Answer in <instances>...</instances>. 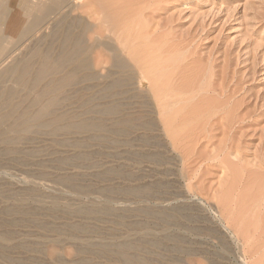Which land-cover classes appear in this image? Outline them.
Returning <instances> with one entry per match:
<instances>
[{"label": "rangeland", "instance_id": "374dc122", "mask_svg": "<svg viewBox=\"0 0 264 264\" xmlns=\"http://www.w3.org/2000/svg\"><path fill=\"white\" fill-rule=\"evenodd\" d=\"M117 1H120L121 3L117 2ZM123 1H124V3H123ZM105 2H103V4L105 6L101 3L100 5H103L102 7L100 5H99V8H98V6L96 7V8H98V12H97L98 14L96 13V17H98L99 14H100V16H99L100 18L105 16V11L107 9H108L109 13L112 14L111 15L112 17L110 16L109 17L110 19L108 18L106 20L107 21L106 24H105V20H104L105 17L103 18V20L101 19L102 21H99L98 18H97L98 20H95L96 17L92 16L90 21L94 20V21H92L93 23L99 24L101 22L104 25V28L102 29V34H103V32H105L104 30L108 29V28L109 29L107 31H109V32H111V29H113V31H112L113 33L117 32L116 34L114 33L115 35H113V33H111L112 35L110 37L113 36L112 39H115V36L118 34V31L121 32L120 30H122V29H120V28L123 25L124 26L122 28H124V35H125V31L128 30V29H130V32L133 33V34H131L129 32V30H128V32L126 33L127 35L124 37L125 39L122 40V41H123V43H126L125 40L130 39V41L129 40L127 41L128 45H129V42H131V45L134 46L132 48L131 45H129V47H128V46H126L127 44H124L125 45L124 46V49H125L124 57L127 58V59L124 58V60H125L126 64L130 63V64H128L129 65L128 69L131 70V71H129L127 68L126 69H127L128 73H130V74L132 73L131 75L129 74V76H131L133 78V83L135 82L137 87H136V85L133 86L135 83L134 84L132 83V85H130L132 87H130V86L129 87L128 86L125 87L124 86L122 88V91L123 90L125 91V93H124L125 95L121 99L122 100L125 99L126 100V101L124 100L125 102H128L129 100L131 101L127 105V104L124 103V101H122L120 99V101L122 102L123 108H124V105H127V107L125 106V108H124L126 110V112H127L129 107L132 108L131 110L129 108V111H128L129 114L124 112L125 110L123 112L125 114L130 115V116L133 115L132 118H136L137 122L138 121L139 122L142 121V122L146 123L147 125L152 124L151 121L154 120L153 119V117H154L157 122L155 120L153 122H154V124L158 123L157 124V125H159L158 127L155 124V128H158V129L156 130L154 128L155 130H153L154 126L152 125L150 128H148L149 131L151 130L149 132L148 129L143 126L145 124L141 123L142 125L141 126L138 125L137 128H136V131L138 130V132H135V130H134V134H131V132H130L129 135L126 134L129 137H127L125 134L124 135L123 134L119 135L121 137H119L118 135H117L118 137L116 135L115 136L114 135H107L110 138L112 137V139L109 140V138L106 136L107 142L109 141L110 143L109 142L108 143L107 142H100V141L98 143V140H93V142H91L90 144L93 145L94 147H92L90 144H88V147H87V145H85V146H83L81 148H77V149H75V147L73 148L72 145L67 144V143L60 144L61 146L64 145L63 148H62L58 144H56L55 141H52V140L55 139V137H52V136H49V135H46V134H43L42 136H39V137L37 136L40 139H38L37 137H35L36 139L33 138L34 142L31 139L27 144H25L23 146L19 145V148H23L25 151L31 152V157L32 156L33 157L32 158L29 157V161L27 160L28 162L24 163L25 165H23L22 162H18V164H17V162H11V161H7V162L3 161L5 163H3V162L1 163L0 170L2 169V171H1L2 173H0V177H1L0 185L3 186V189L7 185H8L7 188H9V187L10 188H9V191H7L8 190L7 188H6L7 190L6 189L3 190L1 188V190L5 191V193L9 192V193H6V194L3 191L1 193V190H0V194H2V196L5 194L4 197H3L4 200H3V198L0 199V216H1L0 220L3 218L2 214H1L3 206H5V205L8 206V204L10 203V201H8V200L12 199L11 200L12 204L10 203L11 205H14V204L15 205H19L20 204L19 201L21 202V200L18 197L19 196L22 197L24 195H25V197L26 196L27 197L26 198L22 197L23 203L26 204L27 209L30 208L28 210L30 212V214L31 215L33 213L34 214L32 216L29 215V217L27 218V216H25V215L20 214L21 215L20 216L18 213H15V215H14L15 217L14 216H12V217L13 218H18V219H16L17 220V224H16L17 226L16 227L15 226H12V227L8 226V228L5 229L3 225H2V227L0 226V228H2V230H3L2 231L0 229V236L1 237L8 231H9V233L11 232L13 234H16V232H17V235H18V232H19V235H20V236L18 235V238H17V235L11 234L12 235L11 238H10L11 241L9 240L10 244L7 245V246L10 249H12V251L11 252L8 251L10 249L6 246L5 248H7V249L5 250V254L4 255H5V257H6V254H8V255H7L6 258L4 256H1L0 257V263L4 261L5 263L3 262L1 264H6V263L12 264L11 260H16L17 259L16 262H18V260H19V262H22V264H23L24 261H20V260H24L25 259V261H26L27 258H24V256L26 254L23 255V253H27L28 250L30 251L29 247L31 245V247H30L31 251L29 253H27V255L31 254L32 249H33L34 252H36V250L40 249L39 247H41V249H44L43 251L46 252L45 253V252H43L40 249L42 253L39 254L40 251H37L40 256L39 255L35 256L34 253L32 252L34 256L31 254L30 256H33V257L32 258L29 257L30 259H32L31 261L33 262V263L30 262L31 264H38L40 259H42V260H40L42 264H44L46 262L48 264H54V263L58 264L57 263L58 261H59V263L62 261L61 264H81L80 256L81 257L83 256L82 257V264L83 263L86 264L87 261H88L87 264H90V261L92 259H95V260H92L91 264H94V263L100 264V263H97V262L93 263V261L102 262V264H105V263L106 264H117L118 262H120V260L118 259V257H116L117 255L115 253H113V255L115 254L114 255L115 259H118L117 263L114 262V261H116V260H114V257L111 258V255H112L111 253L110 254L108 253V255H107V253H103V252H101V253L99 252L98 253V252H96L98 254H101L102 257H103V254H104V257H106V258H107V256H110V257H108L109 259L108 258L106 259V258L103 257V260L99 261V259H102L100 255H99L100 257H98V254L96 256V254L94 253V257H93V254L91 253L92 251H90L88 253H87V251H88L89 247H93L94 246V244L97 242L96 239H98V243H96V245H95L96 247L95 246L93 247L94 249H97L98 248L97 244H99L101 242H103V243L105 242V245L107 243H109V245H110L109 247H112L111 244L113 245V243H114L115 245H113V246L115 247L116 244L120 240L122 242H126L130 238H131V240H129V241H131V243H133V245L139 243V237L138 236L140 235V230H138L139 227L136 228L137 225H134V224H138V226H139V224L144 223V221H146V219H148L147 220L148 224L150 223L149 226L146 225L147 221L144 224L147 227H150V228H147V229L150 230L151 226L153 227V222H151V220L153 221V219H151V218H146L145 219V217L143 215H141L139 212L135 211V210H137V209H135V205H136V208H138V209L140 207H142L141 206L142 205L141 204L142 200L140 198H137V197L134 199L132 196H128L125 193V188L131 187L133 184L135 185L136 183L137 184H136L135 187H138L137 186L138 184H141L140 186L146 185V183H147V185H149V184L153 185L154 184L153 181L156 182L157 178H158L157 179V181H158L162 177L163 179H161V180H163V184L164 183L167 184L170 180L171 181L173 180V182H169V185L168 184L167 185L170 186L173 183L172 185L175 186V184H176L177 187L175 186L176 188L175 187L174 188L177 191H179V189H181V190L184 189L181 192L179 191L178 194H177V191H175L176 193L172 191L171 188H173V186L171 185L172 187L170 186L169 188H167V189H170V190H168L169 192L167 190L166 191L168 193H170V194L172 192L171 196L172 197L174 196V198H172L168 194L169 198L167 197L168 196L167 195L166 197L164 196L163 199H165L166 201L169 200L170 202L168 201V203H170L171 205L175 203L173 205L175 207H178L179 203H182L183 206L186 205L185 207H188L190 205L189 206L190 208L188 207L189 209L184 214L186 219L184 218V215H182L183 218L181 216V217H179L180 220L179 219L177 220V223H179V224L182 223L181 224L182 226L176 225L177 223L176 224H172L171 222L166 223V222L161 221V222H163V224H166V225H163L162 227L161 226L159 227L156 223L158 222L159 225H162V223L160 221H157V220L155 221L154 220L155 221L154 222L155 225H157L159 227V229L157 228V230L154 231V229H156V226L154 225V228H152L151 230L154 232V234L156 233L157 237H163V235H161L163 232H164V236H166V234L168 236V232H170L169 235H171V234L172 235H175V234L177 235L178 231L182 232V233L179 232V234H178L179 237L182 240H184V237H187V239L185 238L187 244L185 243V245L183 244L184 245L183 246L182 243H181L182 241L180 242L181 243L180 245H182V247H183V249L181 247L182 252H180V253H178V252L177 253L176 252H174V253L173 252H169L170 254L167 253L168 256H166V253H165L166 251H164L163 252L164 256H166V258H167V259L164 258L166 261L164 259H162L161 262L158 261L157 263L161 264V263H163L162 261H164V264H165L171 258L172 260H170V262H169L171 264H174L175 261H176L175 264H215V263L216 264H220V263L221 264H238V263L240 264L241 262H243L242 264H246V263L247 264H258V263L259 264H264V258H263L264 257V255H263L264 254V248H263L264 246L261 247L262 244H264V240H262V243H261V241H260V243H257L259 241H257L256 243L254 242V243H252L253 245L252 244L248 245L246 243V238L247 239L248 238H252V236L258 237V235H260V233H258V232L256 233V229L255 228L251 229V231H250V227L252 225H253L252 227H254L255 223L257 224L258 217L256 219H253V218H255V216H258L257 212L259 210H261V208L258 209V210H255L253 205H254V202L256 200L254 199V197L255 198L258 197L257 193L262 194V191L259 190V185L261 186L262 183L264 182V175L261 178L258 175V173H256V170L260 171L259 169H261V170L264 169V166L262 164V163H264V0H116V1L115 0H112V1L111 0H106ZM109 5H111L110 8L107 7ZM104 7H106L105 11L103 10ZM99 9H101V10L99 11ZM84 11H86V9L83 10V12ZM108 11H106V13ZM116 12H117V14H116ZM120 12H121V15H120ZM109 13L107 15H110ZM113 14L114 15L116 14V15L114 16ZM115 17L117 19H115ZM122 18L124 20V24L120 23V22H123ZM120 19L122 21L118 22L119 24L117 26L116 25L117 24V20L119 21ZM113 21H114V23L111 24V22H113ZM141 21H142V23H144V25L141 23ZM134 22H135L136 27H138V25L140 27H138V28L134 27V25H133ZM138 22H139V24H138ZM120 24H121V26H120ZM105 25H106V28H105ZM112 25L115 28H112L113 27ZM145 27H146V30H145ZM115 29L116 30L118 29V31H116ZM136 29L137 30L139 29V30L137 31ZM109 32L106 33V34L110 35ZM136 32H138V33H136ZM143 34L144 35L146 34L145 37H144ZM153 36H156L155 37L156 39ZM134 37L137 38V39H135ZM133 40H134V42H133ZM142 41H144V42H142ZM138 44H140V45H138ZM135 46H138V47H136L137 48L136 50H135ZM155 46H156V48H155ZM102 48L103 47H101V49ZM101 49H98V50L99 51H105V48H104V50L103 49L101 50ZM142 49H143V51H142ZM99 51L97 53H98L99 57H101L100 58V64L98 63L99 60L96 59V58H99V57L94 55V57L96 56L95 61H94V58H93L95 67L93 66V69H92V72L97 76L98 81H100V82L96 81V82H98V84L99 83H101V84L105 83L106 79H108L109 77H110L109 78L110 80L108 79L107 82L111 81V79L113 80V79H115L117 77H120L121 74L122 75L124 74L122 72H121V74H118L120 71H117V70H115L113 68L112 59L110 58V56L112 57V53H111V55L108 56L107 54L108 53L110 54V52H107V54H106V51H108V50H106L105 53H101ZM129 51H131V52H129ZM144 51H145V53H144ZM99 53H101L103 56H101V54H99ZM131 53H132V55H131ZM129 54H130V56H129ZM104 55H106L107 57L104 56ZM97 60H98V62H96ZM127 60H128V63H127ZM144 61L146 62V64H145ZM143 64H144V66H143ZM126 69L124 71L127 73ZM111 71L113 72V74L110 75ZM128 73H127V75L126 74H124V75L128 76ZM135 74H137V75H135ZM103 77L104 78L107 77V78L103 79ZM101 78L103 79V81H102L103 83L101 82V80H102ZM124 78H125V76H124ZM92 82H93V85H95L94 84L95 81H92ZM92 82H89L88 84L91 83L90 85L92 86ZM160 84H162V85H160ZM134 87H136V88H134ZM156 87L159 88V89L158 90L156 89V91H154V89ZM160 87H161V89H160ZM97 88L98 87H95V90ZM128 88H131V89H128ZM163 88H164V91H163ZM136 89H138V90H136ZM134 90L137 91V92L134 93ZM138 91H139V93H138ZM144 91H147L148 93L144 92ZM130 92H132V93H130ZM150 92H151V94H150ZM146 93L148 94V96H147ZM154 93H155V95H154ZM136 94L138 95L137 97H136ZM126 96H127V98L129 97L131 99H129V98L126 99ZM143 96H145V97L147 96L146 98L144 97L145 100L148 97H150V98H148L145 101L143 99ZM171 97H172V99H171ZM168 99H171V100H168ZM72 100H74V99H71L66 104L69 105L70 102L76 104L75 103L76 100H74L73 102H72ZM148 100L150 101V104L149 103H147V104L150 105L151 109H149V106H148V108H146L147 105H145V104H146V102H148ZM117 101H119V98L117 99ZM174 101H176V102H174ZM140 102L142 103V105H141ZM159 102L161 103V105H160ZM130 103H132V104H130ZM66 104L64 105L63 110L67 111L68 110L67 108H69V110H70V111L68 110L69 113L70 112H76V111L80 112V110H81L78 107V105L77 106L73 105V106H75L76 109L79 108L80 110L79 109L76 110L75 107L72 108L73 106L71 104L70 105L72 107L70 105L68 107ZM70 108H72L73 110L71 111ZM74 110H76V111H74ZM192 111H193V113H192ZM123 112H122V114H123ZM151 112L154 113V114L150 115ZM155 113H156V115H155ZM144 114L148 115V116H145ZM193 114H194V116H193ZM121 115L119 117H121ZM169 115L173 119L169 118L170 117ZM172 115H174V116H172ZM122 116H124V114ZM125 116H127V115H125ZM140 116H142V117L145 116V117L141 119ZM150 116L152 117L153 120H150L151 119ZM181 116H185V117H181ZM166 117H167L169 122H173L174 124L168 123V121L166 120ZM112 118L117 119L116 117H109V119H112ZM147 118L148 119L150 118V119L147 120ZM163 118H165V120ZM193 118H195V120ZM109 119H107V120H109ZM200 119H202V120H200ZM146 120L149 121V122H147ZM178 120H180V121H178ZM192 120H194L197 123H195ZM109 121H111V120H109ZM109 121H108V123H111ZM165 121H166L167 125L169 124L171 126L169 129H168L169 125L166 126ZM190 121H192L193 123L190 122ZM139 122L137 124H140ZM211 122H213V123H211ZM175 123L179 127L176 126ZM199 123L202 124L203 127H201V125ZM173 126H175V127H173ZM140 127H141L142 130L146 128L145 132H144V130L142 131L140 129ZM172 127L175 128V132L177 134L180 131L183 134L180 135L181 134V132H180L178 135L174 136L175 134L171 133V131L173 132V130L170 131V129H173ZM199 127H201V128H199ZM176 128L179 129V130L176 131ZM181 128H182V130H181ZM197 128H199V129H197ZM146 130L148 131L147 133H146ZM166 130H168V131H166ZM201 130H202V132H201ZM191 131H192V133H191ZM145 133L147 134V136H149V138L146 136ZM151 133H153V135H148V134H151ZM197 133H199V134H197ZM200 133H201V135H200ZM142 134H144L146 137L145 136H141ZM184 134H185V136H184ZM71 135L72 134L69 135V138H71L70 137ZM79 135H81V134H79ZM79 135L78 134L73 135V136H75V137L72 136L73 140L75 138V141H79V142L87 141V139H83V137L85 138V136H83V134L81 135V136H83L82 137L83 140L78 138V137H81ZM136 135L137 136L139 135V136L137 137ZM67 136L68 135H60V136H58V138L56 137V140H58L60 138L61 141H62V139L64 141H71L72 138L70 140V139H68ZM123 136H126V137L124 138ZM152 136H155L157 138L156 139L154 137V138H152L153 140H155V139L157 141H158V139L159 140L161 139L160 141L164 140L163 142H161V143H164V144H162L163 149L160 148V147L151 149L150 147H147L146 144H145V147H144V145H143L144 138L146 140V139H150ZM158 136H160V137L158 138ZM134 137H136V138H134ZM140 137L143 138L142 139L143 142L141 141ZM179 137L182 138V139H180ZM127 138H132L135 141H136V139L137 140L140 139V143L138 141H136L137 143H135V141L133 140V142L136 144V146L134 147V145H133L134 143L132 142L133 144H131L130 143L131 140L130 139L127 140ZM178 138L180 139V141L178 140ZM199 138H200V140H199ZM175 139H176L177 142L175 141ZM119 141H121V142L125 141V144L128 143L126 145H129V146L124 148L125 147L124 144H122V143L118 144L117 143ZM126 141H128V142H126ZM192 141H194V142H192ZM50 142H53V143L51 144ZM190 142H191V144H188ZM94 143H96V144H94ZM54 144H56L55 145L56 147L54 146ZM105 144H107V146H105ZM108 144H110L112 146H109ZM137 144H139V145L142 144V148L143 147L144 148L141 149V146H139ZM116 145L119 146V147L121 145V147L119 148ZM183 145H184L185 148L183 147ZM34 146H35V148H34ZM99 146L102 147V148H99ZM130 146L131 147L133 146L134 149L130 150V148H131ZM164 146L167 147V148L164 149ZM111 147H113V148H111ZM37 148H39V149H37ZM94 149H96V150H94ZM145 149L148 150V154L145 152L146 151ZM160 149H161V151H159L160 152L159 154L161 155V157L164 156V155L167 157V155H168L169 159L172 160L171 157L173 158V156H174V160H172V161H174L175 163L172 162L171 163L172 165H170L169 159H168V163L167 164L165 163L167 159H165V161H162V164H164L163 166H162L161 163L160 164L159 163H155V165H156L155 166V165H153L154 163L151 160L150 161L152 162V164H151V162L150 163L148 162L149 160H146L147 162L145 163L144 159H149V158H147V155H149L150 152H153V151L155 152L156 150L158 152V150H160ZM36 150H38V151L40 150L39 153ZM87 150H90L89 152H91V150L92 151L94 150L93 153H91L92 155L91 154L88 155V157L90 156L89 158L87 157L88 160L85 159L86 156H87V153H88ZM142 150H145V151H143V153L145 152L144 154L145 155L147 154L146 156L142 154V152H141ZM149 150H152V151L149 152ZM80 151H81V153H80ZM129 151H130V153H128V155H130L134 151V154H133L134 157L132 156V154L130 155L132 158L136 159V156L140 155V156H138V159L141 158V160L143 159L144 161L143 160L140 161V160L136 159V162H139V163H135V162L133 163L131 161V159H129L131 157H129V156H128L129 158L127 157V152H129ZM75 152H77V155L75 154ZM98 152H99V154H98ZM135 152H139L141 154H139V153L137 154ZM161 152L163 154H161ZM78 153L79 154L83 153V155H81V156H85V157H83L85 159V161H84L83 158L81 159V161L77 159L79 161V163L77 162L76 159L72 160V156L76 155L75 158L80 156ZM95 153L98 154V155L94 156ZM100 154H102V155H100ZM135 154H137V155L135 156ZM105 155H107V157ZM199 155H200V157H199ZM58 156L62 157L63 160H61V158H60L61 161L58 160V162H56V160H54V159H56V158L58 159L59 158ZM63 156L65 158L69 157L68 160L70 159V162L68 160H66ZM125 156H126V158H125ZM142 156H145V157L142 158ZM188 156H190V157L188 158ZM208 156L210 157V159H209ZM52 157H54V158H52ZM95 157H96V159H94ZM166 157H162V160H163V158H166ZM177 158H179V159H177ZM180 158H181V160H180ZM198 158L200 160H198ZM202 158H203V160H202ZM127 159L130 161V163H129V161L127 162ZM35 160L38 161V162H36ZM75 160H76V162L78 164H76ZM65 161H68L69 164L67 162V165L63 166L64 164H66ZM96 161H98V164H97ZM133 161H134V159H133ZM202 161H203V163H202ZM59 162L60 163L61 162L64 163V164L61 163L63 167H60L61 165H59L60 164ZM71 162H72V164H71ZM80 162L81 163L85 162V164L83 165V163H82V165H81ZM94 162L97 164L95 167H93L94 166ZM7 163H10V164H7ZM19 163H22V164H19ZM34 163H35V165H34ZM36 163H37V165H36ZM88 164L93 165V166L92 167L88 166ZM158 164L161 167H159ZM176 164H178V165H176ZM128 165H129L130 168L126 167ZM17 166H19V167H17ZM41 166L44 169L41 168ZM80 166H82V167H80ZM89 167H90V169H89ZM171 167H172V169H171ZM112 168H114L113 170H115V169L117 170L118 169L119 172H117V174L120 173V174H124V175H121V177H119L115 173V171H113L112 175H114L113 173H115V175L114 176L111 175L112 178L109 175H107V177H105V179H109V182H108V180H106L107 182H105V179H104V181H103V179H100L101 178L100 174H102V172L105 173L104 171L105 170L107 171L108 169L112 171ZM127 168H128V171H130L131 173L127 172ZM40 169L43 172H47L48 171L49 173L47 172L46 173L47 175L46 174L44 175V174H42L43 172L40 173V171H41ZM93 169H95V170H93ZM96 169H97V171H96ZM155 169H157L156 170L157 172L155 171ZM164 169L168 170V171L170 170L172 172L174 170V172H176V173L173 172V175H174L173 176L172 173H169L170 171L169 172L165 171V173H164L163 172ZM98 170L101 173L97 175ZM121 170H122V172H120ZM23 171H25V172L23 173ZM158 171H161V172L158 173ZM27 172L29 174H26ZM37 172H38L39 175L37 174ZM125 172L127 173V175H128V173L130 175L133 172V174H132L133 178H137V175H139L140 179L141 178L144 179V177H145V179L144 180H142V179L141 180H136L135 179L137 181L135 183V182H133L134 179L131 178V175L129 177L128 176L127 177L130 178L133 181H130L129 179L127 180V178H125L126 177ZM180 172H182V173H180ZM5 173H7V174H5ZM31 173L33 174V176H32ZM146 173H148V174H146ZM161 173H162V175H161ZM166 173H169V175L166 174ZM25 174L28 175V176H26ZM36 174H37L38 178L41 177L42 179L40 178V180H36V176H35ZM134 174L136 176H133ZM142 174L143 175L145 174L144 177H143ZM176 174H177V177L175 178ZM5 175H7V176L5 177ZM49 175H50V177L48 178ZM68 175L69 176L70 175L74 176V178H75L74 179V183H75V185L78 184V185H76L75 188H74V186L73 187L69 186L68 184L64 183L63 181L58 180V179H63L65 177H69ZM75 175H77L78 177L77 176L75 177ZM146 175H148V176H146ZM163 175H165L167 177V181H165L166 178ZM180 175H182V176L185 175L184 176L185 178L184 177L182 178V176H180ZM13 176L15 178H13ZM122 176H124L125 179H123ZM150 176H151V178H150ZM30 177H31L32 180H29ZM155 177H156V179H155ZM3 178L6 179V180L4 181ZM8 178L9 179L11 178V179L8 180ZM24 178L26 180H24ZM43 179L44 180L46 179L45 183H44ZM53 179L54 180H58V182L57 181L53 182ZM110 179H111V181H110ZM12 180L15 183H13ZM42 180H43V182H41ZM100 180L103 183L99 182ZM161 180H159L160 183H161ZM33 181L35 183H37V185L33 184ZM50 181L52 182L53 185H55V183H56L57 187L55 186V188H58V189H54L53 186H51V182ZM126 181L127 182L130 181L129 184ZM139 181H141V183H139ZM40 182H41V187H40ZM60 182H62V185L64 184V189L65 190L62 189L63 188L62 185H61L62 187L59 186ZM131 182H132V185H130ZM150 182L153 183V184H151ZM109 183H110V185L113 184L112 187L114 189H116V190H117V188L120 187V189L115 191V193L117 192L116 195H115V193H112V197H109V196H111V193L107 194V193H104V191L99 189L101 186H102L101 187L102 189H104L106 186L108 188L107 184H109ZM25 184L26 185L27 184L30 185L29 186V190L30 191L28 190V186L26 188L27 190L25 189V187H26ZM42 184H43V186H42ZM45 184H46V186H45ZM178 184H179V187H178ZM182 184H184V185H182ZM134 185L132 187H134ZM18 186H20V187H18ZM22 186H24V187H22ZM34 186L35 187L37 186L36 187V189L38 188L37 192H36V189H35V192L31 193V190H32L31 187L34 188ZM80 186H83L81 188L82 189L84 188V189L82 190L80 188ZM123 186L125 188H123ZM59 187H61L60 190H59ZM66 187H70V188L67 189ZM112 187L110 186L109 188H112ZM184 187H186V188H184ZM21 188H23L22 189L23 191L21 190ZM107 188H105V189H107ZM177 188H179V189H177ZM24 189L26 190L25 193H24V191H25ZM44 189H45V191H43ZM69 189L72 192H69ZM46 190H48L47 191L48 193L46 192ZM92 190L93 191L97 190V192H99L98 190H100V191L103 192V195L104 194L109 195V196H107V198H105L106 195H104V197H103L99 193V195H101L103 197V198H101V197H99V198L102 199L103 201H104V198H105V201L107 199L110 201V198H112L110 202L111 203L115 202L114 204H117V205H119L120 203H123V204L125 203V201H124L125 200V195H126V197L128 196L129 198L127 197L128 200H126L124 208H123L122 205L116 206V205L113 204L112 206H109L110 203H109L108 200H107L108 203L106 202V204H108V206L104 203L105 201L103 202L102 200L100 201V203L102 202L101 203L102 205L98 204L99 205L98 206L96 204L99 203V202H96V204H95V201H97V200L99 201L98 197L96 196L98 194H97L96 191L93 193ZM120 190H121V193H119ZM122 190H124V192ZM226 190H228V191H226ZM12 191H15V192H12ZM38 191H40L41 193L42 192L43 193L46 192L49 195V197L45 193V194H42V195H45V196H42V195L40 196L41 198L43 197L44 200L43 199L41 200V198L39 199V197H37V196H39L41 193L39 194ZM49 191L53 192V193H51L53 195H51ZM64 191L67 192V193H65V195L64 194L61 195V193L64 192ZM16 192L18 194V197H17V194H15ZM81 192H86V194L85 193L82 194ZM12 193L14 194V196L16 195L15 197L13 196V198H15L14 200H13V198L11 196ZM29 193H31L32 195L30 194V196H29ZM76 193L82 194V195H76ZM55 194H56L57 197L55 196ZM118 194H120V195H118ZM122 194L123 195L125 194V195L123 196ZM174 194H176V196ZM219 194H220V196H219ZM50 195H51V198L54 197V199L52 198L53 200L50 199ZM184 195H185V197H184ZM223 195L224 196H228L229 195L230 199H232V203L235 204V202L237 201L236 204H240V205L236 206V208L238 209L236 216H237V218L239 216L238 219H240V217H241V219H243V217H244V219L243 220L240 219V221H244L243 223H244V227L245 228L240 230L239 227L237 228L238 225H236L235 222H234L235 223L234 224L233 222L231 223L232 220H230V219L229 220L228 219L225 220L227 218L226 214L224 212L226 210V208L224 209V206H222L223 204L221 203L222 204L221 205L220 201H218V200L222 201V199L224 197ZM80 196H82V197H80ZM113 196L116 197V198L114 197L116 199V201H115V199H113ZM221 196H222V198H219ZM233 196H234L235 200L233 199ZM236 196H238L237 197L238 199H236ZM5 197L6 198H11V199H7L6 200ZM32 197L34 198V201L31 200ZM260 197H261V195H260ZM17 198L19 199V201L17 200ZM36 198L39 201L41 200L40 201L41 205H40L39 201H37ZM46 198H47V200H49V199L51 200V201L49 200L50 204H48V206L46 205V203H49V201H47ZM55 198H56V200H58V203H57V201H55ZM185 198H187V200H185ZM188 198H189V200H188ZM216 198H218V199L215 200ZM136 199H138V201ZM160 199H162V198L159 197V199L156 200V202H154L152 200L153 202H151V201H150V203L149 202H145L144 204H146V203L148 204L149 203V205L151 206L153 204L155 205V203H156V205L158 207L159 206L161 207V208L159 207V209H163V208L170 209V208H173L166 201H165L166 203L165 202L164 203L161 202V201H164L163 199L161 201H159ZM171 199H172V202H171ZM176 199H178L179 201L176 200ZM5 200H6V202H4ZM93 200H95V201H93ZM139 200H141V202ZM173 200H174V202H173ZM175 200L178 201V202H175ZM14 201H15V203H14ZM188 201H189V203H188ZM207 201H208V203H207ZM36 202H38V203H36ZM42 202H44L45 204L42 203ZM86 202H87V204H86ZM88 202H90L89 204H91V202L94 203L96 205V207H95L94 204H91V205H94V206H91V207H93V208H97L98 207L97 210L101 209L103 205L107 206V207L103 206L104 209L111 207L110 209L112 210V208L114 207L113 209H115V210H113V211H115V215L118 214V211L120 212L118 214L119 216L117 215L118 217H120V219H118L117 216L112 214V213H114L113 211L112 212H108L107 210L103 211L102 210L103 208L101 209L102 212H99L98 215H101V213L105 214V215L97 216L98 212L97 213L95 212L96 215L95 216L93 215L94 218L92 217V215L91 216L90 215L87 216V214L85 216L87 218H85L84 217L85 214L83 213L84 215H82L81 214V210L84 209L83 207H85V206H86V208L90 207ZM135 202H136V204H134ZM137 202H138V205H140V206L137 205ZM158 202L161 205H158L159 204ZM3 203H4V205H2ZM53 203L54 204L57 203L58 205H60L58 207V205L56 204V209H58L57 211H56V209L53 210V211H50V209L52 210ZM59 203H62V204H59ZM67 203L71 204V208L70 209H72V212H71V210L70 211L68 210L69 209L68 207L70 205L69 206H65V204L68 205ZM25 204H22V202H21V204L18 207H20L21 205L25 206ZM34 204L37 205V206L34 207ZM84 204H86V205H84ZM127 204H129V206ZM42 205H43V207H42ZM45 205H46V207H50L49 205H51V207L50 208H45ZM80 205L83 206V207L78 208V207H80ZM162 205H163V208H162ZM164 205L168 206L169 208L165 207ZM199 205L202 208H200ZM210 205H212L214 207H212ZM244 205H245V208H244ZM38 206H40L42 208H39ZM72 206H73V208H72ZM75 206H76V208H75ZM121 206L123 208V211H122V209L120 211V207ZM239 206H240V208H239ZM241 206H242V208H241ZM32 207H34L36 209H34ZM64 207H66L67 210L64 209ZM99 207H101V208H99ZM133 207H134V209H133ZM218 207H220L221 210L218 209ZM74 208H75L76 211L79 209L80 211H78V212L80 214H77L78 212L74 213V211H75ZM116 208H117V210H116ZM37 209H40V210L37 211ZM45 209L46 210L48 209V213L51 214V216H50V214H48L50 218H48V217L47 218L49 220H47V218H46V215H47L46 212L47 211H45ZM62 209H64V211ZM192 209L193 210L195 209V210L193 211ZM198 209H201V211L198 210ZM240 209H241V211H240ZM242 209H244L245 211L242 210ZM65 210L71 212L72 214H74V217L76 215L79 216V217L76 216L75 218H73L72 215H69V216H71V218H70L69 216H67V214H70V213L69 212H65ZM189 210L191 211V213L189 212ZM59 211H61V212L63 211V212L62 213H58ZM116 211H117V213H116ZM134 211H135V213H134ZM239 211H240V215L238 214ZM35 212H36V214L38 213L37 215H40V216L43 215L44 218H41L40 216H35L34 219L40 218L42 220L43 224H45V221H46V223H48V224H45V228H47L48 231L46 229L45 230L43 229L45 232L47 231L46 235H44L45 232L42 231V228L44 227V225L41 224V221H40V223L38 222L40 219H38V221H35L32 218V217H34V215H36ZM56 212L59 215L60 214L63 215V217L62 216H58L56 214ZM64 212L67 213V214H65ZM104 212H107L108 215H111V216H114V217L108 216ZM122 212H123V214H122ZM210 212L212 213V215H211ZM95 213H93V214H95ZM213 213L216 214V217H215V215H213ZM16 214H18L17 215L18 217L16 216ZM135 214L136 215L138 214L139 217H137ZM52 215L58 216L57 218L59 220L56 218V216H52ZM124 215L126 216V218L123 217L125 220L121 218ZM52 217H54V218H52ZM142 217H144V218H142ZM30 218L32 220H30ZM114 218H116V219H114ZM206 218H207V220H205ZM214 218H215V220H213ZM218 218H219V220H217ZM21 219H24V220L21 221ZM26 219H27V221H26ZM28 219L31 222H33V220H34L35 223L38 222L39 223V228L41 227V230L39 228H37L38 229V231H37V229H36V227L38 226L37 223H36V227H35V223L34 222L33 223L28 222ZM50 219L51 220L55 219V220H52L53 224L51 223ZM140 219L142 221L139 222L138 220H140ZM181 219H185L187 221L181 220ZM247 219L250 221L249 223H248ZM69 220H70V222H69ZM120 220H121V222L122 221L125 222L126 227L123 226L124 224L121 223ZM126 220H128L131 223H132V221L137 220V223H136V221H134L135 223L133 222L130 225V223L126 222ZM188 220H192V221H188ZM210 220L215 222V223H213L214 225L210 224L211 223ZM245 220H246V222H245ZM252 220H254V223L252 222ZM55 221H58L59 223L62 222L63 225H62V223H60V225H61L60 226L59 223L55 222ZM206 221L209 222V223H207ZM67 222L70 223V225ZM25 223H27L26 226H25ZM71 223L74 225L73 227H77L78 225L79 226L82 225L81 227L78 226L79 228H81L80 235L83 234L82 227L85 229L87 226L88 227L90 226L89 228H86V230L84 231L85 233H86V231L87 232L89 231L90 233L89 232L87 233L88 236L86 234H83L82 235L83 238H80V236H79V240H80L79 241L78 238H77L78 237L77 235H78L79 232L75 233L73 231L74 228L71 227L72 226ZM119 223L122 226H118ZM169 223H171L170 227L168 226L170 231L167 230L166 234H165V230H166V228L168 229L167 225H169ZM250 223H251V225H250V227H248L247 225H249ZM32 224H34V226L30 227V225H32ZM50 224L54 225V227H50ZM56 224H58L60 226V228H58V230H56L57 229L56 226H58ZM183 224H185V225H183ZM245 224H247V225L245 226ZM172 225L177 230L173 229V227L171 229ZM211 225L213 226V228L211 227ZM132 226H134V227H132ZM183 226H184V228H183ZM19 227H20V229L18 230ZM61 227L62 228L65 227L64 228L65 229L64 232L66 231V233H64L63 230H60ZM130 227H132L133 229H131ZM163 227H166V228L160 229V228H163ZM214 227H217L219 229L214 228ZM246 227L249 228V229H247L246 232H245L244 230L246 229ZM50 228L51 229L53 228V230H50ZM54 228H55V230H54ZM68 228H69V230H68ZM134 228L137 229V230H135ZM189 228H191V230L193 228V231H194V229H196V230L198 229L199 231L203 230V231H201L202 232V234H201L200 232H198V230L197 231L195 230V232H196V234H195L194 232H189L190 231ZM8 229H10V230H8ZM128 229L129 230L131 229L130 231H132V232H129ZM184 229H185V231H183ZM254 229H255V231H254ZM6 230H8V231H6ZM14 230H18V231H14ZM59 230H60V233L57 234L56 231L59 232ZM158 230H160L161 232H159ZM171 230L174 231L173 233H175V234L171 233L172 232ZM138 231H139V233H137ZM206 231L208 232V234L205 233ZM212 231H213L214 234L212 233ZM219 231L223 232V235ZM1 232H3L4 234H2ZM48 232H50L51 234L49 235ZM69 232H70V234H69ZM153 232H150V233H152L151 234L152 236H153ZM27 233H29L32 236V238H31V236H28L29 234H27ZM47 233H48V235H47ZM62 233H63V235H60ZM127 233L130 234V235H127ZM132 233H135V234L137 233V235L138 234L139 235L137 236V235L134 234L135 236H133ZM197 233H199L200 235L199 234L197 235ZM203 233H205V234H203ZM218 233H219V235H218ZM225 233L227 234V238L225 236L226 235ZM234 233L237 234L239 236V238ZM251 233L254 234V235H252ZM32 234L33 235L36 234V235L33 236ZM66 234L67 235L69 234V235L67 236ZM180 234H182L184 237L181 236ZM245 234H246V236H245ZM247 234H248V236H247ZM56 235H59V236H56ZM126 235H127L128 238L125 237ZM131 235L136 239V241L138 239V242H136L134 240V238L131 237ZM255 235H257V236H255ZM13 236H15V237H13ZM26 236H27V239H25ZM85 236H87V237H85ZM215 236H216V238H214ZM219 236H220V238H221V240L223 242H221V240L218 239ZM223 236H225V237H223ZM229 236H231V237L229 238ZM232 236L234 238L236 237L235 241H234V238ZM36 237H39V238H37L38 240L36 239ZM68 237H70V238H68ZM73 237L74 238L76 237V239H73ZM84 237L85 238L89 237L88 238L89 244H87V240L84 239ZM14 238H15V240H14ZM16 238H17V241L19 240L18 242H16ZM63 238H64V240H63ZM100 238H101V240H100ZM132 238H133L134 241H132ZM222 238H224V240ZM32 239H34V242H32L33 241ZM225 239H227L228 243H230V244L227 243L229 246L228 245L225 246V243L227 241V240L225 241ZM26 240L27 241L30 240L29 242H27L28 244L30 243L29 247H27L28 245H27V243H25ZM42 240L43 241L46 240L47 242H49V245H47V247H46L47 242L45 243ZM57 240H58L59 243L56 242ZM74 240L77 241V242H73ZM85 240H86V242H84ZM38 241L39 242L42 241V242H40L41 244ZM64 241L66 243H63ZM121 241H120V243H118L119 245L121 244ZM11 242L13 244H15L13 246H14V248L17 247L18 250L13 249V246L11 245L12 244ZM19 242L22 245L21 244L18 245L17 243H19ZM79 242L82 243V246L80 245ZM184 242H185V240H184ZM23 243H25V245H27V246H25ZM31 243L34 244V245H32ZM35 243L37 244L36 246H37L38 249H36V248L34 249V247H36ZM43 243H45V245ZM50 243H51V245H54L55 248H56V245L58 246L56 248V254H58V253L59 254L55 258L54 257L51 258V256H49L50 252H51L50 250H53V251L55 250L54 248H52V246H50ZM128 243H130V242H128ZM167 243L169 244L168 246H173L174 245L173 241L172 242H167ZM190 243H192V244H190ZM255 244H256V246H255ZM10 246H12V248ZM60 246H62V247L64 246L62 248L63 249L62 251H61ZM230 246H231V248H229ZM233 246H235V247H233ZM20 247L23 248V250L21 252H19V253L23 252L21 254L23 259L16 258V257H21L20 255L18 256L16 254H15L16 255L15 256L16 259H15L14 258V253H18V252H15V251H19ZM26 247L28 248L27 250L25 249ZM79 247H80V250H79ZM82 247L86 248L87 251L84 248H82ZM102 247H104V245H100L99 244V248H102ZM211 247L213 249H211ZM249 247H251V248H249ZM46 248H48V249H46ZM193 248H195L196 252L194 251ZM57 249L59 250V252L57 251ZM190 249H193V251L190 252ZM255 249H257V250H255ZM259 249H261L263 251H261ZM186 250L189 251V252H187L188 254H186ZM207 250L211 252V253L208 252L211 255L206 253ZM213 250L215 252H212ZM253 250H255L256 252L253 251ZM83 251H84V254L82 255ZM252 251H253L254 254L252 253ZM132 252L133 253H131V254L133 256H135L136 253L134 254V252H138V250L137 251L136 250L135 251L132 250ZM150 252L151 251H148V253H145L146 255H144V257L146 256L147 258H149L148 259L149 261H148L147 264H152V263L157 264L156 260L153 258V255H150L152 252L151 253ZM192 252H193V254H192ZM199 252H202V253H199ZM9 253H13V255L9 254ZM139 253H140V251L137 253L138 254L137 257L140 256ZM189 253H191V255H189ZM203 253H205V254L203 255ZM214 253L216 254V256H215ZM232 253H235L236 255L235 254L232 255ZM261 253H262V257H261V259H259V255H261ZM35 254H37V253H35ZM180 254H182V256ZM27 255L25 257H28ZM47 255H48V257H47ZM86 255H88V256H86ZM175 255H176V257L174 258ZM179 255L181 256V258H177V256L180 257ZM201 255H203V257ZM249 255H251L250 256L251 258L249 257ZM150 256H151V258H150ZM170 256H173V257H170ZM218 256L219 257H223V258L219 259ZM9 257H10V259L8 260ZM84 257H88V258L86 259ZM141 257H143V253L142 252H141V256L139 258H141ZM237 257H239V258H237ZM29 258L27 259L28 263H29V260H30ZM61 258H62V260H61ZM152 258L155 261L153 260V262L151 263ZM227 258H229L228 261H227ZM36 259L37 260L39 259V260L37 261ZM52 259H58V260H56V262H55ZM182 259H184V260H182ZM257 259H259V260H257ZM7 260H8V262H7ZM34 260L37 261L38 263L35 262ZM112 260H114V261H112ZM173 260H175V261H173ZM240 260H241V262H240ZM43 261H44V263H43ZM179 261L182 262V263H179ZM78 262H80V263H78ZM28 263H26V264H28ZM41 263H39V264H41ZM120 263H118V264H120ZM169 263H166V264H169ZM19 264H21V263H19Z\"/></svg>", "mask_w": 264, "mask_h": 264}, {"label": "bare ground", "instance_id": "6f19581e", "mask_svg": "<svg viewBox=\"0 0 264 264\" xmlns=\"http://www.w3.org/2000/svg\"><path fill=\"white\" fill-rule=\"evenodd\" d=\"M106 0H0V165H1V163L3 162V161H11V162H17V164H18V162H22L23 163V165H25L24 163H27L28 161H29V157H31V152H28V151H25L23 148H19V145H25V144H27L31 139L33 140V138L34 139H36L35 137H39V136H42L43 134H46V135H49V136H52V137H55V139L54 140H52V141H55V143L56 144H58L60 147H62L63 148V146H61L60 144H65V143H67V144H70V145H72L73 146V148L75 147V149H77V148H81V147H83V146H85V145H87V147H88V144H90L91 142H93V140H98V143H99V141L100 142H107V138H106V136L107 135H126V134H130V132H131V134H134V130H135V132H138V130L136 131V128H137V126L138 125H142L141 123H144V122H142L141 120V122H139L140 124H137L138 122L136 121V118H132L133 117V115L132 116H130V115H128L129 113H128V111H129V108H130V110L132 109L131 107H129L128 108V110H127V112H126V110L124 109L125 108V106L127 107V105H128V103L129 102H131L130 100L128 101V102H125L126 100L125 99H121L122 97H124V93H125V91L123 90L122 91V88L125 86V87H129L130 85H132V83H133V78L131 77V76H129V74L130 73H128V71H127V69H128V64H130V63H128V60H127V63L128 64H126L125 63V60H124V51H125V49H124V44H127L126 46H128L129 47V45H131V42H129V45H128V40L130 41V39H128V40H125L126 41V43H123V41L122 40H124L125 38V36L127 35L126 33L128 32V30H129V32H130V29H128V30H126L125 31V35H124V28H122L123 26H121V24H124V20H123V18H122V20H123V22H120V21H122L121 19L118 21L117 20V26H118V22H120L121 24H120V26H121V28L120 29H122V30H120L121 32H119L118 31V29L116 30V31H118V34L115 36V39H112V37H110L112 34L111 33H113L112 31H113V29H111V32H109V31H107L108 29H105L104 31L105 32H103V34H102V29L104 28V25L100 22L99 24H96V23H93L92 21H94V20H92V21H90L91 20V17L92 16H94V17H96V13L98 12V8H99V5L102 3L103 4V2H105ZM112 1V0H111ZM116 1V0H115ZM108 2V1H107ZM117 2H120V1H117ZM106 3V2H105ZM111 3V2H110ZM121 3V2H120ZM123 3H124V1H123ZM104 5V4H103ZM103 5H100L101 7L103 6ZM98 6V8H96ZM105 6V5H104ZM107 7H111V5H109V6H107ZM118 8V7H117ZM121 8V7H120ZM86 9V11H84L83 12V10H85ZM105 9H106V7H104L103 8V10L105 11ZM115 9V8H114ZM97 10V11H96ZM101 9H99V11H100ZM102 10V11H103ZM111 10V9H110ZM113 10V9H112ZM124 10V9H123ZM106 11H108V9L106 10ZM106 11H105V16H103V17H99L100 16V14H99V16L98 17H96V19L95 20H98L99 19V21H102L103 20V18H104V20H105V24H106V20L112 15V14H110L109 13V11L106 13ZM114 11V10H113ZM110 14V15H107V14ZM86 16H85V15ZM98 14V13H97ZM103 14V13H102ZM116 14H117V12H116ZM115 14V15H116ZM104 15V14H103ZM114 15V14H113ZM114 15V16H115ZM120 15H121V12H120ZM123 15V14H122ZM146 16V15H145ZM112 17V16H111ZM121 17V16H120ZM142 17V16H141ZM148 17V16H147ZM98 18V19H97ZM145 18V17H144ZM102 19V20H101ZM110 19V18H109ZM115 19H117L116 17H115ZM142 20V19H141ZM116 21V20H115ZM112 23H114V21L113 22H111V24ZM130 23V22H129ZM141 23H142V21H141ZM138 24H139V22H138ZM137 24V25H138ZM143 25H144V23H142ZM141 24V25H142ZM146 24V23H145ZM108 25V24H107ZM115 25V24H114ZM115 25V26H116ZM128 25V24H127ZM126 25V26H127ZM134 27H136V25H135V22H134ZM148 25V24H147ZM155 25V24H154ZM109 26V25H108ZM113 26V25H112ZM116 26V27H117ZM110 27V26H109ZM138 27H140L139 25H138ZM138 27H136V28H138ZM105 28H106V25H105ZM111 28V27H110ZM112 28H115L114 26L112 27ZM118 28V27H117ZM152 28V27H151ZM132 29V28H131ZM114 30V31H115ZM137 30V29H136ZM139 30V29H138ZM137 30V31H138ZM143 30V29H142ZM145 30H146V27H145ZM148 31V30H147ZM151 31V30H150ZM109 32V34L110 35H107L106 33H108ZM143 32V31H142ZM115 34L117 33V32H114ZM113 33V35H115ZM131 33V32H130ZM129 33V34H130ZM136 33H138V32H136ZM105 34V35H104ZM131 34H133V33H131ZM151 34V33H150ZM141 35V34H140ZM144 35V34H143ZM146 35V34H145ZM145 35H144V37H145ZM133 36V35H132ZM149 36V35H148ZM143 37V38H144ZM154 38L156 37V36H153ZM130 38V37H129ZM135 38V37H134ZM135 39H137V38H135ZM156 39V38H155ZM140 40V39H139ZM148 41V40H147ZM133 42H134V40H133ZM142 42H144V41H142ZM146 42V41H145ZM152 42V41H151ZM136 43V42H135ZM141 43V42H140ZM149 43V42H148ZM147 43V44H148ZM133 44V43H132ZM159 44V43H158ZM138 45H140V44H138ZM132 46V45H131ZM130 46V47H131ZM147 46V45H146ZM160 46V45H159ZM101 47H103L102 49L104 50V48H105V51L106 50H108V51H106V54H107V52H110V54L108 53L107 55L109 56V55H111V53H112V57L110 56V58L112 59V64H113V68L115 69V70H117V71H120L118 74H121V72L122 73H124V74H126L127 75V73H128V76H126V75H120V77H117V78H115V79H111V81H108L107 82V80L110 78H108V79H106V78H104L103 77V79H106V82L105 83H103L102 81H103V79L101 80V82L103 83V84H101V83H99L98 84V82H100V81H98V78H97V76L92 72V69H93V66H94V61H95V58H96V56L97 57H99V55H98V49H101ZM134 46H132V48H133ZM136 47H138V46H135V50L137 49ZM148 47V46H147ZM164 47V46H163ZM172 47V46H171ZM152 48V47H151ZM155 48H156V46H155ZM101 49V50H102ZM139 49V48H138ZM141 49V48H140ZM153 49V48H152ZM151 49V50H152ZM98 50V51H97ZM134 50V51H135ZM150 50V49H149ZM97 51V52H96ZM105 51H99V52H101V53H105ZM142 51H143V49H142ZM141 51V52H142ZM166 51V50H165ZM127 52V51H126ZM129 52H131V51H129ZM137 52V51H136ZM101 53H99V54H101ZM143 53V52H142ZM144 53H145V51H144ZM94 55H96L95 57H94ZM126 55V54H125ZM131 55H132V53H131ZM101 56H103L102 54H101ZM104 56H106V55H104ZM129 56H130V54H129ZM107 57V56H106ZM128 57V56H127ZM93 58H94V61H93ZM100 58L101 57H99V58H96V59H98L99 60V62H98V60L96 61V62H98L99 64H100ZM105 59V58H104ZM109 59V58H108ZM110 59V60H111ZM125 59H127V58H125ZM129 59V58H128ZM138 59V58H137ZM143 59V58H142ZM132 60V59H131ZM136 60V59H135ZM102 61V60H101ZM137 61V60H136ZM140 61V60H139ZM110 62V61H109ZM145 62V61H144ZM97 63V64H98ZM143 63V62H142ZM145 64H146V62H145ZM143 66H144V64H143ZM95 67V66H94ZM97 67V66H96ZM99 67V66H98ZM131 67V66H130ZM127 68V69H126ZM132 68V67H131ZM112 69V68H111ZM126 69V71H127V73L124 71ZM129 70V69H128ZM129 71H131V70H129ZM134 72V71H133ZM135 73V72H134ZM111 74H113V72L111 71L110 72V75ZM132 74V73H131ZM130 74V75H131ZM135 75H137V74H135ZM118 76V75H117ZM124 76H125V78H124ZM141 76V75H140ZM100 77V76H99ZM110 80V79H109ZM92 81H98V82H94V84L95 85H93V82ZM89 82H92V86L90 85V84H88ZM135 83V82H134ZM133 83V84H134ZM163 84V83H162ZM162 84H160V85H162ZM136 85V83L133 85V86H135ZM140 86V85H139ZM158 86V85H157ZM95 87H98L96 90H95ZM130 87H132V86H130ZM136 87H137V85H136ZM136 87H134V88H136ZM164 87V86H163ZM133 88V89H134ZM139 88V87H138ZM125 89V88H124ZM128 89H131V88H128ZM152 89V88H151ZM156 89L158 90L159 88H155L154 89V91H156ZM160 89H161V87H160ZM136 90H138V89H136ZM140 90V89H139ZM142 91V90H141ZM140 91V92H141ZM153 91V90H152ZM163 91H164V88H163ZM137 91H135L134 90V93H136ZM144 92H147V91H144ZM130 93H132V92H130ZM138 93H139V91H138ZM137 93V94H138ZM148 93V92H147ZM146 93V94H147ZM136 94V97L138 96ZM150 94H151V92H150ZM153 94V93H152ZM134 95V94H133ZM154 95H155V93H154ZM172 95V94H171ZM147 96H148V94H147ZM146 96V97H147ZM131 97V96H130ZM144 97L145 96H143V99H144ZM145 97V98H146ZM119 98V101H117V99ZM129 98V97H128ZM127 98V96H126V99H128ZM148 98H150V97H148ZM147 98V99H148ZM161 98V97H160ZM167 98V97H166ZM175 98V97H174ZM71 99H74V100H76L75 101V103L76 104H74V103H69V105L71 104L72 106L73 105H78V107L81 109H79L80 110V112H77L76 110H78V109H76V107L75 106H71L72 108H74L75 107V109L76 110H74V111H76V112H70L69 113V108H67L68 110L66 111V110H63V107H64V105L66 104V103H68ZM116 99V100H115ZM120 99L122 100V101H124V103L125 104H127V105H124V108H123V105H122V102L120 101ZM129 99H131V98H129ZM146 99V100H147ZM165 99V98H164ZM171 99H172V97H171ZM171 99H168V100H171ZM74 100H72V102L74 101ZM115 100V101H114ZM145 100V99H144ZM145 100V101H146ZM150 100V99H149ZM148 100V102H146V104L145 105H147L146 106V108H148V106H149V109H151L150 108V101ZM163 100V99H162ZM103 101V102H102ZM163 102V101H162ZM174 102H176V101H174ZM141 103V102H140ZM147 103H149V104H147ZM160 103V102H159ZM164 103V102H163ZM130 104H132V103H130ZM158 104V103H157ZM68 107H69V105L68 104H66ZM141 105H142V103H141ZM160 105H161V103H160ZM166 105V104H165ZM164 105V106H165ZM130 106V105H129ZM132 106V105H131ZM153 107V106H152ZM170 107V106H169ZM72 108H70L71 109V111L73 110ZM145 108V107H144ZM65 109V108H64ZM127 109V108H126ZM125 110V111H124ZM153 110V109H152ZM126 112V113H128V114H125L124 112ZM190 111V110H189ZM122 112H123V114H124V116H122L123 114H122ZM149 112V111H148ZM153 112V111H152ZM150 113V115L151 114H154V113ZM179 112V111H178ZM181 112V111H180ZM159 113V112H158ZM192 113H193V111H192ZM122 114V115H121ZM179 114V113H178ZM177 114V115H178ZM182 114V113H181ZM121 115V117H119ZM125 115H127V116H125ZM145 115V114H144ZM155 115H156V113H155ZM176 115V114H175ZM188 115V114H187ZM119 118H118V117ZM145 116H148V115H145ZM145 116H140L141 117V119L142 118H144ZM170 116V115H169ZM168 116V117H169ZM172 116H174V115H172ZM193 116H194V114H193ZM196 116V115H195ZM199 116V115H198ZM202 116V115H201ZM109 117H116L117 119H115V118H112V119H109ZM137 117V116H136ZM181 117H185V116H181ZM189 117V116H188ZM200 117V116H199ZM151 118V119H150ZM150 120H155V118L153 117V119H152V117L150 116ZM169 118H172L171 116L169 117ZM196 118V117H195ZM195 118H193L194 120H195ZM107 119H109V120H111V121H109V120H107ZM114 119V120H113ZM138 119V118H137ZM148 118H147V120H149ZM164 120H165V118H163ZM173 119V118H172ZM204 119V118H203ZM146 120V121H147ZM153 120V121H154ZM166 120L168 121V119H167V117H166ZM194 120H192V121H194ZM200 120H202V119H200ZM108 121L109 122H111V123H108ZM153 121H151L152 122V124H149V125H147L146 123H144L145 125H143L144 127H146L147 129L148 128H150L152 125L154 126L153 127V130H157L158 128H155V124H156V126L158 127L159 125H157L158 123H155L154 124V122ZM156 121V120H155ZM162 121V120H161ZM174 121V120H173ZM178 121H180V120H178ZM189 121V120H188ZM192 121H190V122H192ZM198 121V120H197ZM147 122H149V121H147ZM150 122V123H151ZM157 122V121H156ZM195 122V121H194ZM205 122V121H204ZM168 123H172V124H174L173 122H169L168 121ZM180 123V122H179ZM193 123V122H192ZM195 123H197V122H195ZM202 123V122H201ZM208 123V122H207ZM211 123H213V122H211ZM165 124H166V126H168L167 125V123H166V121H165ZM200 124V123H199ZM147 125V126H146ZM175 125H176V123H175ZM180 125V124H179ZM184 125V124H183ZM192 125V124H191ZM196 125V124H195ZM198 125V124H197ZM201 125V127H203L202 126V124H200ZM176 126H178V125H176ZM186 126V125H185ZM188 126V125H187ZM199 126V125H198ZM171 126L169 125L168 126V129L170 128ZM173 127H175V126H173ZM172 127V128H173ZM179 127V126H178ZM181 127V126H180ZM201 127H199V128H201ZM139 128V127H138ZM143 128V127H142ZM145 128V129H146ZM155 128V129H154ZM167 128V127H166ZM199 128H197V129H199ZM140 129H141V127H140ZM145 129H143L144 130V132H145ZM152 129V128H151ZM162 129V128H161ZM189 129V128H188ZM203 129V128H202ZM142 130V129H141ZM142 130V131H143ZM171 130H173V132L171 131ZM179 129H177L176 128V131H178ZM181 130H182V128H181ZM185 130V129H184ZM195 130V129H194ZM133 131V132H132ZM148 131H149V129H148ZM147 130H146V133L148 132ZM151 131V130H150ZM149 131V132H150ZM166 131H168V130H166ZM170 131H171V133L172 134H175L174 136H176V135H178L176 132H175V128H173V129H170ZM156 132V131H155ZM184 132V131H183ZM196 132V131H195ZM201 132H202V130H201ZM145 133V134H146ZM157 133V132H156ZM165 133V132H164ZM191 133H192V131H191ZM70 134H72L70 137L72 138V140H71V138H69V135ZM75 134H83V136H85V138L83 137V136H81V135H79V136H81V137H78L79 139H82V137H83V139H87V141H84V142H79V141H75V138H74V140H73V137H75V136H73V135H75ZM183 133L181 132V134L180 135H182ZM187 134V133H186ZM197 134H199V133H197ZM60 135H68L67 137H68V139H70L71 141H64L63 139H62V141H61V139L59 140H56V137L58 138V136H60ZM87 135V136H86ZM128 135H126L127 137H129ZM148 135H153V133H151V134H148ZM195 135V134H194ZM200 135H201V133H200ZM73 136V137H72ZM105 136V137H104ZM117 136V137H118ZM126 136H123L124 138L126 137ZM132 136V135H131ZM135 136V135H134ZM137 136V135H136ZM139 136V135H138ZM137 136V137H138ZM141 136H145L144 134H142ZM146 136H147V134H146ZM145 136V137H146ZM157 136V135H156ZM173 136V135H172ZM184 136H185V134H184ZM37 137V138H38ZM108 138H109V140L110 139H112V137L110 138L109 136H107ZM119 137H121V136H119ZM122 137V138H123ZM148 138H149V136H147ZM155 136H152L150 139H146L145 140V138H144V142H143V138L142 137H140V139H141V141L143 142V145H144V147H145V144H146V146L147 147H150L151 149L153 148H157V147H160V148H162L163 149V146H162V144H164V143H161V142H163L164 140H162V141H160L159 139H158V141L155 139V140H153L152 138H154ZM160 136H158V138H159ZM178 137V136H177ZM189 137V136H188ZM195 137V136H194ZM123 138V139H124ZM133 138V137H132ZM132 138H127V140L128 139H130L129 141H130V143L131 144H133L134 142H133V140L134 139H132ZM134 138H136V137H134ZM163 138V137H162ZM180 138V137H179ZM178 138V140L180 141V139H182V138H180L179 139ZM198 138V137H197ZM38 139H40V138H38ZM82 139V140H83ZM139 139V138H138ZM140 139L139 140H137L136 139V141H138L139 143H140ZM167 139V138H166ZM169 139V138H168ZM66 140V139H65ZM78 140V139H77ZM172 140V139H171ZM191 140V139H190ZM199 140H200V138H199ZM135 141V140H134ZM135 141V143H137ZM175 141H176V139H175ZM182 141V140H181ZM196 141V140H195ZM32 142V141H31ZM33 142H34V140H33ZM109 142V141H108ZM107 142V143H108ZM126 142H128V141H126ZM133 142V143H132ZM170 142V141H169ZM177 142V141H176ZM184 142V141H183ZM182 142V143H183ZM192 142H194V141H192ZM197 142V141H196ZM51 144L53 143V142H50ZM49 143V144H50ZM97 143V144H98ZM110 143V142H109ZM118 144H124L125 145V147L124 148H126L127 146H129V145H126V144H128V143H126L125 144V141H123V142H121V141H119V142H117ZM133 144L134 145V147L136 146V144ZM167 143V142H166ZM165 143V144H166ZM181 143V142H180ZM56 144H54V146L56 145ZM93 144V143H92ZM94 144H96V143H94ZM112 144V143H111ZM171 144V143H170ZM188 144H191V142L190 143H188ZM30 145V144H29ZM57 145V146H58ZM91 145V144H90ZM109 146H112V145H110V144H108ZM114 145V144H113ZM137 145H139V144H137ZM177 145V144H176ZM32 146V145H31ZM30 146V147H31ZM69 146V145H68ZM67 146V147H68ZM92 147H94L93 145H91ZM105 146H107V144H105ZM117 146V145H116ZM139 146H141V149H143L142 148V144L141 145H139ZM162 146V147H161ZM170 146V145H169ZM178 146V145H177ZM186 146V145H185ZM21 147V146H20ZM52 147V146H51ZM56 147V146H55ZM115 147V146H114ZM117 147H119V146H117ZM120 147H121V145H120ZM119 147V148H120ZM131 147V146H130ZM133 147V146H132ZM130 148V150L131 149H134V147L133 148ZM146 147V148H147ZM171 147V146H170ZM183 147H184V145H183ZM189 147V146H188ZM191 147V146H190ZM34 148H35V146H34ZM40 148V147H39ZM39 148H37V149H39ZM47 148V147H46ZM54 148V147H53ZM99 148H102V147H100L99 146ZM106 148V147H105ZM104 148V149H105ZM110 148V147H109ZM111 148H113V147H111ZM165 148H167V147H165L164 146V149ZM181 148V147H180ZM185 148V147H184ZM89 149V148H88ZM92 149V148H91ZM117 149V148H116ZM149 149V148H148ZM54 150V149H53ZM60 150V149H59ZM74 150V149H73ZM94 150H96V149H94ZM93 150V151H94ZM112 150V149H111ZM127 150V149H126ZM140 150V149H139ZM138 150V151H139ZM146 150V151H145ZM145 150H142L141 152H142V154L143 155H145L144 153L146 152L147 154H148V150L147 149H145ZM188 150V149H187ZM31 151V150H30ZM38 153H39V151L38 150H36ZM88 151V153H87V156H86V160H88V158L90 157H88V155L89 154H91V153H93V151L91 150V152H89L90 150H87ZM135 151V150H134ZM134 151H133V153H131L132 154V156L134 157ZM137 151V150H136ZM143 151H145L144 153H143ZM150 151H152V150H149V152ZM159 151H161V149L160 150H158V152H157V150L153 153V152H150L149 153V155H147V158H149V159H144L145 160V163L147 162L146 160H149L148 162L150 163L151 161L154 163L153 165H155V163H161L162 164V161H165V159H167L166 160V164L168 163V159H169V157H168V155H167V157L164 155V156H162V157H166V158H163V160H162V157H161V155L159 154L160 152ZM179 151V150H178ZM48 152V151H47ZM51 152V151H50ZM53 152V151H52ZM73 152V151H72ZM84 152V151H83ZM105 152V151H104ZM126 152V151H125ZM132 152V151H131ZM165 152V151H164ZM170 152V151H169ZM182 152V151H181ZM194 152V151H193ZM41 153V152H40ZM80 153H81V151H80ZM128 153H130V151L129 152H127V157L129 156V157H131L130 155H128ZM135 153H139V152H135ZM153 153V154H152ZM168 153V152H167ZM175 153V152H174ZM184 153V152H183ZM189 153V152H188ZM35 154V153H34ZM37 154V153H36ZM75 154L77 155V152H75ZM79 154V153H78ZM98 154H99V152H98ZM98 154H94V156H96V155H98ZM137 154H135V156L137 155ZM139 154H141V153H139ZM161 154H163L162 152H161ZM182 154V153H181ZM191 154V153H190ZM193 154V153H192ZM54 155V154H53ZM74 155V154H73ZM76 155H74V156H72V160L73 159H78V160H80L81 161V159L83 158V157H85V156H81V155H83V153L82 154H79L78 156L79 157H77V158H75V156ZM92 155V154H91ZM100 155H102V154H100ZM145 155V156H146ZM104 156V155H103ZM106 157H107V155H105ZM110 156V155H109ZM108 156V157H109ZM117 156V155H116ZM120 156V155H119ZM138 156H140V155H137L136 156V159H138ZM145 156H142V158H144ZM33 157V156H32ZM31 157V158H32ZM57 157V156H56ZM55 157V158H56ZM59 157V156H58ZM64 157V156H63ZM74 157V158H73ZM88 157V158H87ZM121 157V156H120ZM119 157V158H120ZM128 157V158H129ZM178 157V156H177ZM184 157V156H183ZM182 157V158H183ZM190 156H188V158H189ZM199 157H200V155H199ZM203 157V156H202ZM209 157V156H208ZM52 158H54V157H52ZM60 158H61V160H63L62 159V157H59L58 159L56 158V159H54V160H56V162H58V160L59 161H61L60 160ZM65 158V157H64ZM69 158V157H68ZM68 158L66 157L65 159L66 160H68ZM111 158V157H110ZM125 158H126V156H125ZM140 158V157H139ZM195 158V157H194ZM219 158V157H218ZM84 159V158H83ZM85 159H84V161H85ZM94 159H96V157L94 158ZM129 159H131V161L134 163H139V162H136V159L135 158H129ZM133 159H134V161H133ZM171 159L172 160H174V156H173V158L171 157ZM177 159H179V158H177ZM206 159V158H205ZM209 159H210V157H209ZM28 160V161H27ZM34 160V159H33ZM38 160V159H37ZM40 160V159H39ZM76 160H75V162H76ZM77 160V162L79 163V161ZM138 160H140V161H142L141 160V158L140 159H138ZM143 160V161H144ZM151 160V161H150ZM172 160H170L169 159V161H170V165H172L171 163L172 162H174V161H172ZM180 160H181V158H180ZM197 160V159H196ZM198 160H200L199 158H198ZM197 160V161H198ZM202 160H203V158H202ZM36 161V160H35ZM41 161V160H40ZM69 162H70V159L68 160ZM68 161H65L66 162V164H64L63 162H61L62 164H64L63 166H66L67 165V162ZM83 161V160H82ZM129 160L127 159V162H128ZM176 161V160H175ZM208 161V160H207ZM31 162V161H30ZM29 162V163H30ZM36 162H38V161H36ZM69 162H68V164H69ZM76 162V164H78ZM97 162V164H98V161H96ZM126 162V161H125ZM152 162H151V164H152ZM184 162V161H183ZM211 162V161H210ZM3 163H5V162H3ZM22 163H19V164H22ZM28 163V164H29ZM42 163V162H41ZM55 163V162H54ZM60 163V162H59ZM58 163V164H59ZM59 164V165H61L60 167H63L62 166V164ZM83 163V162H82ZM82 163L80 162V164L82 165ZM100 163V162H99ZM129 163H130V161H129ZM141 163V162H140ZM143 163V162H142ZM175 163V162H174ZM173 163V164H174ZM178 163V162H177ZM188 163V162H187ZM186 163V164H187ZM194 163V162H193ZM201 163V162H200ZM202 163H203V161H202ZM7 164H10V163H7ZM16 164V165H17ZM32 164V163H31ZM57 164V165H58ZM71 164H72V162H71ZM85 164V162L83 163V165ZM95 162H94V166L93 165H90V164H88V166H93V167H95L96 165H97ZM158 164V166L159 167H161L160 165ZM181 164V163H180ZM260 164V163H259ZM263 164V166H264V163H262ZM4 165V164H3ZM6 165V164H5ZM34 165H35V163H34ZM36 165H37V163H36ZM39 165V164H38ZM87 165V164H86ZM85 165V166H86ZM164 164H162V166H163ZM176 165H178V164H176ZM28 166V165H27ZM30 166V165H29ZM156 166V165H155ZM4 167V166H3ZM17 167H19V166H17ZM59 167V166H58ZM80 167H82V166H80ZM125 167V166H124ZM126 167H129V165L128 166H126ZM187 167V166H186ZM41 168H43L42 166H41ZM87 168V167H86ZM97 168V167H96ZM130 168V167H129ZM158 168V167H157ZM176 168V167H175ZM6 169V168H5ZM10 169V168H9ZM44 169V168H43ZM89 169H90V167H89ZM111 169V168H110ZM114 168H112V171L111 170H105L104 172L105 173H103L102 172V174H100L101 172L98 170V173H97V175L98 174H100V176H101V178L100 179H103V181H104V179H105V177H107V175H109L110 177H111V175H112V172L113 171H115V173L117 174V172H119L118 171V169L116 170H113ZM125 169V168H124ZM171 169H172V167H171ZM184 169V168H183ZM41 170V169H40ZM46 170V169H45ZM93 170H95V169H93ZM104 170V169H103ZM131 170V169H130ZM157 169H155V171H156ZM178 170V169H177ZM182 170V169H181ZM254 170V169H253ZM260 171H258V170H256V173H258V175L262 178L263 177V175H264V169L263 170H261V169H259ZM2 171V169L0 170V173H2L1 172ZM6 171V170H5ZM39 171V170H38ZM96 171H97V169H96ZM126 171V170H125ZM153 171V170H152ZM165 171L166 172H169L168 170H165L164 169V173H165ZM180 171V170H179ZM185 171V170H184ZM11 172V171H10ZM25 171H23V173H24ZM41 172H43L42 170L40 171V173ZM48 172V171H47ZM47 172H43L42 174H46ZM120 172H122V170L120 171ZM127 172H129V173H131L130 171H128V168H127ZM157 172V171H156ZM159 172H161V171H158V173ZM162 172V173H163ZM173 172H174V170H173ZM173 172L172 171H170L169 173H172V175H173ZM49 173V172H48ZM115 173H113L114 175H115ZM129 173H128V175H127V173L125 172V174H126V177L125 178H127V180L129 179L130 181H133V180H131L130 178H128L130 175H131V178H133L132 177V174H133V172H132V174H130L129 175ZM162 173H161V175H162ZM169 173H166V174H168L169 175ZM174 173H176V172H174ZM178 173V172H177ZM180 173H182V172H180ZM179 173V174H180ZM255 173V174H256ZM5 174H7V173H5ZM26 174H29L28 172L26 173ZM25 174V175H26ZM32 174V173H31ZM30 174V175H31ZM37 174H38V172H37ZM37 174L35 175L36 176V180H40V178H38L37 177ZM146 174H148V173H146ZM150 174V173H149ZM155 174V173H154ZM178 174V175H179ZM185 174V173H184ZM24 175V176H25ZM39 175V174H38ZM47 175V174H46ZM114 175H112V176H114ZM119 177H121V175H124V174H120V173H118L117 174ZM143 175V174H142ZM145 175V174H144ZM144 175H143V177H144ZM153 175V174H152ZM151 175V176H152ZM167 175V176H168ZM171 175V176H172ZM189 175V174H188ZM262 175V176H261ZM7 175H5V177H6ZM23 176V177H24ZM26 176H28V175H26ZM32 176H33V174H32ZM41 176V175H40ZM69 176V175H68ZM77 175H75V177H76ZM128 176V177H127ZM133 176H136L135 174L133 175ZM139 175H137V178H133L134 179V181L133 182H137L136 180H141L140 179V176L138 177ZM146 176H148V175H146ZM151 176H150V178H151ZM160 176V175H159ZM163 176H165V175H163ZM174 176V175H173ZM180 176H182V175H180ZM185 176V175H184ZM184 176H182V178L184 177ZM4 177V176H3ZM4 177V178H5ZM50 177V175L48 176V178ZM65 177V176H64ZM78 177V176H77ZM123 177V179H125L124 178V176H122ZM142 177V176H141ZM170 177V176H169ZM168 177V178H169ZM177 177V174L175 175V178ZM3 178V179H4ZM13 178H15L14 176H13ZM45 178V177H44ZM47 178V177H46ZM58 178V177H57ZM62 178V177H61ZM80 178V177H79ZM109 178V177H108ZM112 178V177H111ZM149 178V177H148ZM160 178V177H159ZM165 178H166V180L165 181H167V177L165 176ZM171 178V177H170ZM181 178V177H180ZM185 178V177H184ZM0 179H1V177H0ZM11 179V178H10ZM9 178H8V180H10ZM42 179V178H41ZM55 179V178H54ZM53 179V182L54 181H57L58 182V180H60V181H63L64 183H66V184H68L69 186H74V188L76 187V185H78V184H76L75 185V183H74V176L73 175H70L69 177H65V178H63V179H58V180H54ZM136 179V180H135ZM144 179H145V177H144ZM144 179H142V180H144ZM147 179V178H146ZM153 179V178H152ZM155 179H156V177H155ZM158 179V178H157ZM157 179H156V182L155 181H153V183H151V184H153V185H147V181L145 182L146 183V185H142V186H140L141 184H138L137 186L138 187H135L136 186V184L134 185V187H132L133 185H132V182L130 183V185H132L131 187H128V188H125L124 186H123V188H125V193L128 195V196H132L134 199L137 197V198H140L141 200H142V207H140L139 209L138 208H136V205H135V209H137V210H135L136 212H139L141 215H143L144 217H145V219L146 218H151V219H153V221L151 220V222H153V227L151 226V229L152 228H154V225H155V221L157 220V221H163V222H166V223H168V222H171L172 224H176L177 223V220L179 219L180 220V218L179 217H181L182 215H184L185 214V212L190 208L189 206V208L188 207H185V206H183L182 205V203H179V206L178 207H175V206H173L174 204H170V203H168V201H166L165 199H163V197L165 196H167L168 194L171 196L172 195V192H171V194L170 193H168L169 191L168 190H170V189H167V188H169L170 186H168L169 185V182H173V180L171 181L170 179V181L167 183V184H163V180H161V179H163L162 177H161V179H159V180H161V183H160V181L158 180L157 181ZM187 179V178H186ZM193 179V178H192ZM6 179H4V181H5ZM24 180H26L25 178H24ZM29 180H32L31 179V177L29 178ZM44 180V179H43ZM43 180L41 181V182H43ZM77 180V179H76ZM79 180V179H78ZM106 180H108V182H109V179H105V182H107ZM179 180V179H178ZM188 180V179H187ZM252 180V179H251ZM259 180V179H258ZM45 181H46V179L44 180V183H45ZM48 181V180H47ZM83 181V180H82ZM110 181H111V179H110ZM130 181H126L128 184H129V182ZM257 181V180H256ZM10 182V181H9ZM12 182H13V180H12ZM38 182V181H37ZM41 182H40V187H41ZM51 182V181H50ZM49 182V183H50ZM99 182H101V180L99 181ZM125 182V181H124ZM159 184H158V183ZM187 182V181H186ZM251 182V181H250ZM1 183V182H0ZM11 183V182H10ZM13 183H15V182H13ZM18 183V182H17ZM26 183V182H25ZM47 183V182H46ZM83 183V182H82ZM101 183H103V182H101ZM139 183H141V181H139ZM149 183V182H148ZM176 183V182H175ZM252 183V182H251ZM8 184V183H7ZM30 184V183H29ZM33 184H35V185H37V183H35L34 181H33ZM39 184V183H38ZM58 184V183H57ZM190 184V183H189ZM3 185V184H2ZM11 185V184H10ZM26 185V184H25ZM62 185V182H60L59 183V186H61ZM101 185V184H100ZM103 185V184H102ZM106 185V184H105ZM104 185V186H105ZM108 185V188H107V186L105 187V188H107V189H102L101 187L99 188L100 190H102V191H104V193H107V194H110L111 193V196H109V195H107V194H104V195H106L105 196V198H107V196H109V197H112V193H115V191H117L118 189H120V187L119 188H117V190L116 189H114L113 187H112V185L113 184H111L110 185V183L109 184H107ZM112 187V188H109L110 186ZM182 185H184V184H182ZM181 185V186H182ZM254 185V184H253ZM1 186V185H0ZM8 186V185H7ZM7 186H5V188L4 189H6L7 188ZM14 186V185H13ZM27 186H28V190H29V186L30 185H26V187H25V189L27 188ZM39 186V185H38ZM42 186H43V184H42ZM45 186H46V184H45ZM51 186H53V188L54 189H58V188H55V186H56V183H55V185H53L52 184V182H51ZM63 186V188L62 189H64V184L62 185ZM61 186V187H62ZM84 186V185H83ZM83 186H80V188L81 187H83ZM168 186V187H167ZM173 186V185H172ZM171 186V187H172ZM175 186H176V184H175ZM175 186H173V188L175 187ZM190 186V185H189ZM18 187H20V186H18ZM22 187H24V186H22ZM37 187V186H36ZM36 187L34 186V188H32L31 187V193L32 192H35V189H36ZM39 187V188H40ZM57 187V186H56ZM61 187H59V190L61 189ZM91 187V186H90ZM94 187V186H93ZM122 187V186H121ZM177 187V186H176ZM175 187V188H176ZM178 187H179V184H178ZM225 187V186H224ZM229 187V186H228ZM1 188L3 189V186H1L0 187V190H1ZM10 188V187H9ZM9 188H7L6 190L7 191H9ZM43 188V187H42ZM67 189L68 188H70V187H66ZM98 188V187H97ZM173 188H171L172 189V191L173 192H175V191H177V190H175V188L173 189ZM184 188H186V187H184ZM189 188V187H188ZM3 189V190H4ZM23 188H21V190H22ZM24 189V190H25ZM38 189V188H37ZM37 189H36V192H37ZM82 189V188H81ZM84 189V188H83ZM82 189V190H83ZM122 189V188H121ZM177 189H179V188H177ZM227 189V188H226ZM229 189V188H228ZM3 190H1V193H2V191ZM12 190V189H11ZM27 190V189H26ZM26 190L24 191V193L26 192ZM65 190V189H64ZM77 190V189H76ZM91 190V189H90ZM94 190V189H93ZM92 190V192L94 193L95 191L97 192V190H95V191H93ZM100 190H98L99 192H97V194L98 195H96L97 197H98V199H99V201L97 200V201H95V200H93V201H95V204H96V202H99V203H97L96 205H98V204H101L100 203V201L102 200V199H100L99 197H101V198H103L104 197V195H103V192L102 191H100ZM168 192H167V191ZM184 190V189H183ZM183 190H181V189H179V191L181 192V191H183ZM259 190L260 191H262V194H259V193H257V195H258V197H254V199L256 200L255 202H254V208H255V210H258V209H260L261 208V210H259L258 212H257V214H258V216H255V218H253V219H256L257 217H258V219H257V224L255 223V225H254V227H250V225H251V223L249 224V225H247V224H245V226L247 225L248 227H250V231H251V229H253V228H255L256 229V233L258 232V233H260V235H258V237H254V236H252V238H246V243L249 245H251L252 243H256L257 241H259V242H257V243H260V241H261V243H262V240H264V182L262 183V185L260 186L259 185ZM23 191V190H22ZM30 191V190H29ZM41 191V190H40ZM40 191H38L39 192V194L41 193ZM43 191H45V189L43 190ZM48 190H46V192H47ZM123 192H124V190H122ZM179 191H177V194H178V192ZM226 191H228V190H226ZM256 191V190H255ZM254 191V192H255ZM4 193H5V191H3ZM12 192H15V191H12ZM19 192V191H18ZM46 192H42L39 196H37V197H39V199L41 198L40 196L42 195V194H45ZM50 192V191H49ZM69 192H72V191H70V189H69ZM76 192V191H75ZM91 192V191H90ZM91 192V193H92ZM122 192V193H123ZM223 192V191H222ZM257 192V191H256ZM3 193V194H4ZM6 193H9V192H6ZM5 193V194H6ZM22 193V192H21ZM23 193V194H24ZM31 193H29V196H30V194ZM48 193V192H47ZM46 193V195L49 197V195ZM51 193H53V192H50V194ZM55 193V192H54ZM65 193H67V192H62L61 193V195L62 194H64L65 195ZM82 194H86V192H81ZM88 193V192H87ZM99 193L103 196H101V195H99ZM119 193H121V190H120V192ZM176 193V192H175ZM189 193V192H188ZM4 194V195H5ZM15 194H17V192L15 193ZM70 194V193H69ZM82 194H78V193H76V195H82ZM90 194V193H89ZM117 194V192L115 193V195ZM166 194V195H165ZM4 195L2 196V194H0V199H2L3 197H4ZM8 195V194H7ZM11 195V194H10ZM32 195V194H31ZM34 195V194H33ZM51 195H53V194H51ZM51 195H50V199L51 200H53L54 199V197H52L51 198ZM118 195H120V194H118ZM123 195V194H122ZM125 195V194H124ZM123 195V196H124ZM169 195L167 196L168 198H169ZM175 196H176V194H174ZM183 195V194H182ZM192 195V194H191ZM256 195V196H257ZM260 195H261V197H260ZM9 196V195H8ZM12 198H13V196H14V194L12 193ZM16 196V195H15ZM14 196V197H15ZM36 196V195H35ZM42 196H45V195H42ZM46 196V197H47ZM55 196H56V194H55ZM71 196V195H70ZM69 196V197H70ZM122 196V197H123ZM127 196V197H128ZM219 196H220V194H219ZM224 196V195H223ZM235 196V195H234ZM234 196H233V199L235 200V198H234ZM17 197H18V194H17ZM21 196H19L18 198L21 200V202H22V204H25V203H23V201H22V197L24 198L25 197V195L24 196H22L21 198H20ZM27 197V196H26ZM25 197V198H26ZM47 197V198H48ZM57 197V196H56ZM73 197V196H72ZM80 197H82V196H80ZM115 196H113V199H115L114 198ZM127 197H126V195H125V203H126V200H128L127 199ZM159 197L160 198H162L164 201H161L162 199H160L159 201H161V202H167L168 204H170L173 208H170V209H166V208H163V205H162V208L163 209H159V207L156 205V203H155V205L153 204V205H149V203H150V201L151 202H156V200H158L159 199ZM172 197V196H171ZM183 197V196H182ZM184 197H185V195H184ZM190 197V196H189ZM238 196H236V199H238L237 198ZM17 198V200L19 201V199ZM31 198V197H30ZM47 198H46V200H47ZM105 198H104V201H105ZM129 198V197H128ZM172 198H174V196L172 197ZM219 198H222V196L221 197H219ZM246 198V197H245ZM5 199L7 200V199H11V198H6L5 197ZM15 198H13V200H14ZM28 199V198H27ZM37 199V198H36ZM44 200V198L42 197L41 198V200ZM49 199V200H50ZM111 199L112 198H110V201H111ZM183 199V198H182ZM200 199V198H199ZM218 198H216L215 200H217ZM244 199V198H243ZM242 199V200H243ZM3 200H4V198H3ZM2 200V201H3ZM6 200L4 201V202H6ZM12 200V199H11ZM11 200H8V201H10V203L12 204V202H11ZM16 200V201H17ZM31 200H33L34 201V198L32 197V199ZM40 200V201H41ZM49 200H47V201H49ZM50 200V201H51ZM108 200V199H107ZM107 200L104 202L103 200V202L106 204V202H107ZM137 201H138V199H136ZM141 200H139L140 202H141ZM153 200V201H152ZM176 200H178V199H176ZM175 200V202H178V201H176ZM185 200H187V198H185ZM188 200H189V198H188ZM204 200V199H203ZM17 201V202H18ZM36 201V200H35ZM37 201H39L38 199H37ZM40 201H39V203H40ZM50 201H49V203H46V205L48 206V204H50ZM55 201H57V203H58V200H56V198H55ZM109 201V200H108ZM109 201V203H110V205L109 206H112L114 203H111ZM115 201H116V199H115ZM183 201V200H182ZM218 201H220V204L222 205V206H224V209L226 208V210L224 211L225 212V214H226V219L225 220H232L231 221V223L233 222H235L236 223V225H238L237 226V228L239 227V229L241 230V229H243V228H245L244 227V221H240V219H241V217H240V219H238L239 218V216H238V218H237V208H236V206H238V205H240V204H236L237 203V201L235 202V204L234 203H232V199H230V197H229V195L228 196H224L223 197V199H222V201L221 200H218ZM247 201V200H246ZM16 202V203H17ZM21 202L19 201V203L21 204ZM139 202V203H140ZM145 202H149L147 205L146 204H144ZM165 202V203H166ZM170 202V201H169ZM171 202H172V199H171ZM173 202H174V200H173ZM217 202V201H216ZM234 202V201H233ZM241 202V201H240ZM9 203V204H10ZM14 203H15V201H14ZM32 203V202H31ZM36 203H38V202H36ZM42 203H44V202H42ZM56 203V204H57ZM90 202H88V204H89ZM108 203V202H107ZM120 203V202H119ZM125 203L123 204V203H120L119 205H117V204H114V205H116V206H120V205H122L123 206V208H124V205H125ZM159 203V202H158ZM188 203H189V201H188ZM207 203H208V201H207ZM242 203V202H241ZM244 203V202H243ZM8 204V203H7ZM8 204V206L7 205H5V206H3V209H2V211H1V214H2V216H3V218L0 220V226L2 227V225L4 226V228L6 229V228H8V226L9 227H12V226H17L16 224H17V220L16 219H18V218H13L12 216H14L15 215V213H18L19 215L20 214H22V215H25V216H27V218L29 217V215H31L30 214V212L28 211L29 209H27V206H26V204H25V206L24 205H21L20 207H18L19 205H9ZM45 204V203H44ZM43 204V205H44ZM56 204H54L53 203V205H52V210L50 209V211H53V210H55L56 209ZM59 204H62V203H59ZM68 204V203H67ZM81 204V203H80ZM86 204H87V202H86ZM86 204H84V205H86ZM91 204H94V203H92L91 202ZM91 204H89L90 205V207L89 208H86V206L85 207H83V206H81L80 205V207H78V208H81V207H83L84 209H82L81 210V214L82 215H84V217L86 216V214H87V216H91L92 215V217H93V215L95 216L96 215V213H97V216H103V215H105V214H102L101 213V215H98L99 214V212H102V210L103 211H108V212H112L113 210H115V209H113L112 208V210L110 209V208H103V206L104 207H107L108 206V204H106L107 206H105V205H103L102 206V208L101 207H99V208H101V209H98L97 210V208H93V207H91V206H94V205H91ZM134 204H136V202L134 203ZM182 206H181V205ZM219 204V203H218ZM225 204V205H224ZM245 204V203H244ZM2 205H4V203L2 204ZM32 205V204H31ZM39 205V204H38ZM40 205H41V203H40ZM43 205H42V207H43ZM46 205H45V208H50L51 207V205H49L50 207H46ZM58 205V204H57ZM70 205V206H69ZM77 205V204H76ZM83 205V204H82ZM88 205V206H89ZM96 205H95V207H96ZM102 205V204H101ZM128 206H129V204H127ZM137 205H138V202H137ZM149 205V206H148ZM158 205H161L160 203L158 204ZM178 205V204H177ZM176 205V206H177ZM192 205V204H191ZM242 205V204H241ZM23 206V207H22ZM37 205H35L34 204V207H36ZM60 205H58V207H59ZM64 206V205H63ZM65 206H69L68 208V210L70 211L71 210V212H72V209H70L71 208V204H68V205H66L65 204ZM99 206V205H98ZM122 206L120 207V211H121V209H122V211H123V208H122ZM131 206V205H130ZM138 206H140V205H138ZM165 206V205H164ZM200 206V205H199ZM210 206H212V205H210ZM219 206V205H218ZM221 206V207H222ZM5 207V208H4ZM26 207V208H25ZM34 207H32V208H34ZM39 208H42V207H40V206H38ZM37 207V208H38ZM57 207V208H58ZM165 207H168V206H165ZM212 207H214V206H212ZM63 208V207H62ZM72 208H73V206H72ZM75 208H76V206H75ZM75 208H74V210H75ZM119 208V207H118ZM128 208V207H127ZM130 208V207H129ZM161 208V207H160ZM169 208V207H168ZM192 208V207H191ZM200 208H202L201 206H200ZM223 208V207H222ZM239 208H240V206H239ZM241 208H242V206H241ZM244 208H245V205H244ZM247 208V207H246ZM34 209H36V208H34ZM33 209V210H34ZM64 209H66L67 210V208L66 207H64ZM64 209H62L63 211H64ZM133 209H134V207H133ZM206 209V208H205ZM218 209H220V207H218ZM38 210H40V209H37V211ZM43 210V209H42ZM41 210V211H42ZM58 209H56V211H57ZM60 210V209H59ZM65 210V212H69V211H66ZM73 210V211H74ZM100 210V211H99ZM116 210H117V208H116ZM119 210V209H118ZM193 210V209H192ZM195 210V209H194ZM193 210V211H194ZM198 210H200L201 211V209H198ZM221 210V209H220ZM242 210H244V209H242ZM252 210V209H251ZM45 211H47L46 213H47V215L48 214H50V213H48V209L46 210L45 209ZM62 211V212H63ZM78 211H80L79 209L76 211H74V213H76V212H78ZM135 211H134V213H135ZM192 211V212H193ZM205 211V210H204ZM216 211V210H215ZM223 211V210H222ZM240 211H241V209H240ZM240 211H239V215H240ZM245 211V210H244ZM34 212V211H33ZM32 212V213H33ZM40 212V211H39ZM61 211H59L58 213H62ZM64 212V213H65ZM71 212H69L70 214H67V213H65V214H67V216H69V215H72L73 216V218H75L74 217V214H72ZM96 212V213H95ZM114 213H112V214H114L115 215V211H113ZM125 212V211H124ZM189 212L191 213V211L189 210ZM206 212V211H205ZM204 212V213H205ZM214 212V211H213ZM247 212V211H246ZM41 213V212H40ZM45 213V214H46ZM53 213V212H52ZM63 213V214H64ZM84 213V214H83ZM93 213H95V214H93ZM104 213H106L107 214V212H104ZM116 213H117V211H116ZM120 212L118 211V214H119ZM126 213V212H125ZM124 213V214H125ZM189 213V214H190ZM203 213V212H202ZM211 213V212H210ZM217 213V212H216ZM248 213V212H247ZM256 213V212H255ZM18 214H16V216L18 215ZM34 214V213H33ZM32 214V215H33ZM35 214H36V212H35ZM38 214V213H37ZM34 215V217H32L33 219L35 218V216H40V215ZM56 214H57V212H56ZM77 214H80L79 212L77 213ZM110 214V213H109ZM117 214V215H118ZM122 214H123V212H122ZM207 214V213H206ZM205 214V215H206ZM31 215V216H32ZM46 215V218L48 217V218H50L49 217V215L47 216ZM58 216H62L63 217V215H59V214H57ZM108 215V214H107ZM106 215V216H107ZM117 215H115V216H117ZM126 215V214H125ZM122 216L121 218L122 219H124L123 217H125L126 218V216ZM128 215V214H127ZM131 215V214H130ZM136 215V214H135ZM140 215V216H141ZM187 215V214H186ZM208 215V214H207ZM211 215H212V213H211ZM213 215H215V217H216V214H214L213 213ZM223 215V214H222ZM243 215V214H242ZM247 215V214H246ZM256 215V214H255ZM21 216V215H20ZM19 216V217H20ZM50 216H51V214H50ZM52 216H56V215H52ZM58 216H56V218L58 217ZM108 216H111V215H108ZM119 216V215H118ZM117 216V218L118 219H120V217H118ZM137 217H139V215L137 214L136 215ZM1 217V216H0ZM15 217V216H14ZM18 217V216H17ZM41 218H44L43 217V215H41L40 216ZM70 218H71V216H69ZM77 217H79V216H77ZM83 217V218H84ZM111 217H114V216H111ZM144 217H142V218H144ZM209 217V216H208ZM214 217V216H213ZM212 217V218H213ZM218 217V216H217ZM21 218V217H20ZM47 218V220H49ZM52 218H54V217H52ZM55 218V219H56ZM61 218V217H60ZM68 218V217H67ZM85 218H87V217H85ZM94 218V217H93ZM100 218V217H99ZM182 218H183V216H182ZM184 218H185V215H184ZM193 218V217H192ZM211 218V217H210ZM209 218V219H210ZM224 218V217H223ZM251 218V217H250ZM37 219V218H36ZM36 219H34L35 221H38V219H40V218H38L37 220ZM55 219H52V220H55ZM58 219V218H57ZM69 219V218H68ZM98 219V218H97ZM114 219H116V218H114ZM186 219V218H185ZM185 219H181V220H185ZM188 219V218H187ZM191 219V218H190ZM222 219V218H221ZM243 219H244V217H243ZM243 219H241V220H243ZM22 220H24V219H21V221ZM30 220H32L31 218H30ZM29 219H28V222H31ZM34 220H33V222H34ZM45 220V219H44ZM51 220V219H50ZM51 220V223L53 222ZM59 220V219H58ZM61 220V219H60ZM64 220V219H63ZM125 220V219H124ZM148 219H146V221H147ZM155 220V221H154ZM193 220V219H192ZM192 220H188V221H192ZM205 220H207V218L205 219ZM213 220H215V218L213 219ZM217 220H219V218L217 219ZM26 221H27V219H26ZM40 221H41V224L42 225H44V227L42 228V231H44L45 229L47 230V228H45V224H48V223H46V221H45V224H43L42 223V220L40 219L38 222L40 223ZM115 221V220H114ZM117 221V220H116ZM134 221H136V223H137V220H134ZM134 221H132V223L134 222ZM139 222L140 221H142L141 219L140 220H138ZM144 221V220H143ZM146 221H144V223L146 222ZM185 221H187V220H185ZM211 221V220H210ZM247 221H248V223L250 222L248 219H247ZM25 222V221H24ZM33 222H31V223H33ZM38 222H36L37 223V227H36V223H35V227H36V229L37 228H39V223ZM55 222H58V221H55ZM69 222H70V220H69ZM74 222V221H73ZM120 222H121V220H120ZM126 222H128V223H130V225L132 224L131 222H129L128 220H126ZM163 222H161L162 223V225H159L158 224V222L156 223L159 227L161 226H163V225H166V224H163ZM180 222V221H179ZM183 222V221H182ZM207 222V221H206ZM222 222V221H221ZM229 222V221H228ZM245 222H246V220H245ZM252 222L254 223V220H252ZM30 223V224H31ZM59 223V222H58ZM60 223H62V222H60ZM60 223H59V225H60ZM68 223V222H67ZM75 223V222H74ZM121 223H123L124 225L123 226H125L126 227V224H125V222H121ZM127 223V224H128ZM135 223V222H134ZM142 223V222H141ZM144 223H142V224H139V226H138V224H134V225H137V227L136 228H138V230H140V235L138 236L137 235V233H139V231L135 234V233H132L133 234V236H135V235H137L138 237H139V243H137V244H135V245H133V243H131V241H129V240H131V238L128 240V241H126V242H122L121 240V244L119 245L118 243H120V241L116 244V246L114 247L113 245H115L114 243H113V245L111 244V246L112 247H109L110 245H109V243H107L106 245H105V242L103 243V242H101V243H99L100 245H104V247H102V248H99V244H97V249H94L93 247L96 245V243H98V239H96L97 240V242L94 244V246L93 247H89V249H88V251L86 250V248H84V247H82V248H84L86 251H87V253L88 252H90V251H92L91 253L93 254V257H94V253L96 254V256H97V254L100 252H103V253H107V255H108V253L110 254H112L111 255V258H113L114 257V255L116 254L117 256L116 257H118V259L120 260V262H118L117 260L118 259H115V257H114V260H116V261H114V260H112V261H114V262H118V263H120V264H147L148 263V259L149 258H147L146 256L144 257V255H146L145 253H148V251H151L150 253V255H153V258L156 260V263L159 261V262H161V260L162 259H164V258H166V256H168V254H170L169 252H178V253H180V252H182V249H183V247H182V245L184 244L185 245V243L187 244V242H186V239H187V237H184L182 234H180L181 236H183L184 237V240H185V242H184V240H182L180 237H179V232H181V231H178V236L175 234V233H173L174 231H172L171 233H173V234H175V235H169V233L170 232H168V236H167V234H166V231L167 230H169V227H170V224L171 223H169V225H167V227H168V229L166 228V227H163V228H160V229H164V228H166V230H165V234H166V236H164V232L161 234V235H163V237H157V235H156V233L154 234V232L151 230H149V229H147V228H150V227H147L146 225H148L149 226V224H148V221H147V224L145 225ZM184 223V222H183ZM187 223V222H186ZM185 223V224H186ZM207 223H209V222H207ZM213 223H215L214 221H211V223L210 224H212V225H214ZM226 223V222H225ZM234 223V224H235ZM26 224L27 223H25V226H26ZM40 224V225H41ZM53 224V223H52ZM52 224H50V227H54V225H52ZM69 225H70V223H68ZM72 224V223H71ZM78 224V223H77ZM82 224V223H81ZM182 223H177L176 225H180V226H182L181 225ZM185 224H183V225H185ZM230 224V223H229ZM24 225V224H23ZM52 225V226H51ZM56 225H58V224H56ZM55 225V226H56ZM58 225V226H59ZM62 225H63V223H62ZM129 225V226H130ZM157 225H155L156 226V229H154V231L155 230H157V228L159 229V227L157 226ZM211 225V227L213 228V226ZM220 225V224H219ZM6 226V227H5ZM31 226H34V224H32V225H30V227ZM58 226H56V230H58V228H60V226L58 227ZM65 226V225H64ZM74 225L72 224V226L71 227H73ZM77 226V225H76ZM79 226V225H78ZM73 227L74 229H73V231L75 232V233H77V232H79L78 233V240H79V236H80V238H83V234H86L87 235V233L89 232H87L86 231V233L84 232L85 230H86V228H89L88 226L84 229L83 227H82V231H83V234H81L80 235V231H81V228H79V227H81V226H79V227ZM85 226V225H84ZM118 226H122V225H120V223H119V225ZM179 226V227H180ZM228 226V225H227ZM234 226V225H233ZM29 227V226H28ZM29 227V228H30ZM48 227V226H47ZM67 227V226H66ZM69 227V226H68ZM70 227V228H71ZM132 227H134V226H132ZM132 227H130L131 229H133ZM172 227H173V225L171 226V229H172ZM177 227V226H176ZM178 227V228H179ZM187 227V226H186ZM185 227V228H186ZM235 227V226H234ZM33 228V227H32ZM65 228V227H64ZM64 228H62L61 227V229L60 230H63V232H64ZM181 228V227H180ZM183 228H184V226H183ZM214 228H217V227H214ZM1 230H2V228H0ZM14 229V228H13ZM20 229V227L18 228V230ZM35 229V228H34ZM40 230H41V227L39 228ZM44 229V230H43ZM130 229V230H131ZM135 229V228H134ZM173 229H176V228H174L173 227ZM190 229V231L189 232H194L195 234H196V232H195V230L196 229H194V231H193V228H192V230H191V228H189ZM217 229H219V228H217ZM228 229V228H227ZM247 229H249V228H247L246 227V229L244 230L245 232H246V230ZM255 229H254V231H255ZM8 230H10V229H8ZM8 230H6V231H8ZM18 230H14V231H18ZM50 230H53V228L51 229L50 228ZM54 230H55V228H54ZM60 230H59V232L58 231H56L57 232V234L58 233H60ZM68 230H69V228H68ZM129 230V229H128ZM129 230V232H132V231H130ZM135 230H137V229H135ZM177 230V229H176ZM198 230V229H197ZM196 230V231H197ZM3 231V230H2ZM13 231V232H14ZM37 231H38V229H37ZM48 231V230H47ZM46 231V232H47ZM153 232V236L151 235L152 233H150V232ZM159 232H161L160 230H158ZM164 231V230H163ZM170 231V230H169ZM183 231H185V229L183 230ZM201 231H203V230H201ZM201 231H199L198 230V232H200L201 234H202V232ZM205 231V230H204ZM216 231V230H215ZM232 231V230H231ZM249 231V230H248ZM253 231V230H252ZM45 232V231H44ZM43 232V233H44ZM46 232H45V234L44 235H46ZM62 232V231H61ZM71 232V231H70ZM70 232H69V234H70ZM135 232V231H134ZM187 232V231H186ZM217 232V231H216ZM219 232H221V231H219ZM229 232V231H228ZM243 232V231H242ZM241 232V233H242ZM2 234H4L3 232H1ZM15 233V232H14ZM49 233V235L51 234L50 232H48ZM48 233H47V235H48ZM64 233H66V231L64 232ZM90 233V232H89ZM182 233V232H181ZM205 233H207L208 234V232L206 231ZM205 233H203V234H205ZM212 233H213V231H212ZM222 233V235H223V232H221ZM236 233V232H235ZM234 233V234H235ZM11 234H13V233H9V231L8 232H6L2 237L0 236V257L1 256H4L5 257V250L7 249V248H5L7 245H9L10 244V242H9V240L11 241ZM27 234H29V233H27ZM34 234V233H33ZM32 234V235H33ZM38 234V233H37ZM68 234V235H69ZM73 234V233H72ZM135 234V235H134ZM199 233H197V235H198ZM214 234V233H213ZM226 234V233H225ZM224 234V235H225ZM252 234V233H251ZM13 235H17V232H16V234H13ZM18 235H19V232H18ZM18 235H17V238H18ZM22 235V234H21ZM26 235V234H25ZM36 235V234H35ZM35 235H33V236H35ZM60 235H63V233L62 234H60ZM67 235V234H66ZM67 235V236H68ZM127 235H130V234H128L127 233ZM127 235L125 236V237H127ZM156 235V236H155ZM159 235V234H158ZM200 235V234H199ZM210 235V234H209ZM212 235V234H211ZM218 235H219V233H218ZM235 235H237V234H235ZM242 235V234H241ZM252 235H254V234H252ZM20 236V235H19ZM28 236H31L30 234L28 235ZM56 236H59V235H56ZM65 236V235H64ZM73 236V235H72ZM88 236V235H87ZM87 236H85V237H87ZM132 235H131V237H133ZM160 236V235H159ZM202 236V235H201ZM208 236V235H207ZM226 236V238H227V234L225 235ZM225 236H223V237H225ZM238 236V235H237ZM245 236H246V234H245ZM247 236H248V234H247ZM255 236H257V235H255ZM13 237H15V236H13ZM62 237V236H61ZM84 237V239H86L87 240V244H89V242H88V238H85ZM137 237V238H138ZM182 237V238H183ZM209 237V236H208ZM222 237V236H221ZM231 236H229V238H230ZM233 237V236H232ZM17 238H16V242H18L17 241ZM29 238V237H28ZM31 238H32V236H31ZM37 238H39V237H36V239ZM58 238V237H57ZM68 238H70V237H68ZM128 238V237H127ZM134 238V237H133ZM133 238H132V241H136V239L134 238V240H133ZM186 238V239H185ZM214 238H216V236L214 237ZM234 238V237H233ZM238 238H239V236H238ZM25 239H27V236H26V238ZM72 239V238H71ZM73 239H76V237L74 238L73 237ZM126 239V238H125ZM218 239H220L221 240V238H220V236H219V238ZM223 240H224V238H222ZM235 239H236V237L234 238V241H235ZM14 240H15V238H14ZM21 240V239H20ZM33 241L32 242H34V239H32ZM38 240V239H37ZM63 240H64V238H63ZM86 240L84 241V242H86ZM100 240H101V238H100ZM99 240V241H100ZM227 239H225V241H226ZM245 240V239H244ZM243 240V241H244ZM30 240H26V242L25 243H27V242H29ZM43 241V240H42ZM42 241H40V242H42ZM52 241V240H51ZM66 241V240H65ZM63 242V243H66V242ZM80 241V240H79ZM82 241V240H81ZM90 241V240H89ZM174 242V245L173 246H168L169 244L167 243V242ZM182 241V242H181ZM231 241V240H230ZM9 242V243H8ZM22 242V241H21ZM24 242V241H23ZM39 242V241H38ZM39 242V243H40ZM43 242H47L46 240L45 241H43ZM53 242V241H52ZM57 243H59L58 242V240L56 241ZM73 242H77V241H73ZM128 242H130V243H128ZM136 242H138V239H137V241ZM182 243V245H180L181 243ZM189 242V241H188ZM221 242H223L222 240H221ZM240 242V241H239ZM245 242V241H244ZM12 243V242H11ZM25 243H23L24 245H25ZM37 243V242H36ZM35 243V246L37 245ZM38 243V244H39ZM45 243H43L44 245H45ZM62 243V242H61ZM70 243V242H69ZM80 243V245L82 246V243L81 242H79ZM228 240L226 241V243H225V246L226 245H228V244H230V243H228ZM232 243V242H231ZM237 243V242H236ZM18 245L19 244H21L20 242L19 243H17ZM32 244V243H31ZM41 244V243H40ZM56 244V243H55ZM68 244V243H67ZM76 244V243H75ZM86 244V243H85ZM84 244V245H85ZM171 244V243H170ZM190 244H192V243H190ZM207 244V243H206ZM235 244V243H234ZM240 244V243H239ZM12 246L13 245H15V244H11ZM22 245V244H21ZM20 245V246H21ZM23 245V246H24ZM28 245V246H27ZM27 245H25V246H27V247H29V245H30V243L28 244L27 243ZM32 245H34V244H32ZM47 245H49V242H47V244H46V247H47ZM64 245V244H63ZM70 245V244H69ZM183 245V246H184ZM208 245V244H207ZM233 245V244H232ZM253 245V244H252ZM12 246H10L11 248H12ZM22 246V247H23ZM24 246V247H25ZM39 246V245H38ZM41 246V245H40ZM50 246H52V248H54L55 250L53 251V250H50L51 252H50V255L49 256H51V258L52 257H57V255L59 254H56V248L58 247L57 245H56V248H55V246L54 245H51V243H50ZM54 246V247H53ZM86 246V245H85ZM91 246V245H90ZM192 246V245H191ZM229 246V245H228ZM241 246V245H240ZM255 246H256V244H255ZM261 246V245H260ZM264 246V244H262V246L261 247H263ZM8 247V246H7ZM19 247V246H18ZM23 247V248H24ZM25 248L26 250L28 249V248ZM30 247H31V245H30ZM29 247V249H30V251H31V248ZM33 247V246H32ZM64 247V246H63ZM62 246H60V248H61V251L63 250L62 248H63ZM96 247V246H95ZM181 247H182V249H181ZM233 247H235V246H233ZM239 247V246H238ZM9 248V247H8ZM23 248H21L20 247V249H19V251H15V252H18V253H14V258H15V256L16 255H20L21 256V254L23 253H19V252H21L22 250H23ZM38 249L37 248V246L36 247H34V249ZM40 249H41V247H39ZM74 248V247H73ZM77 248V247H76ZM229 248H231V246L229 247ZM249 248H251V247H249ZM260 248V247H259ZM264 248V247H263ZM262 248V249H263ZM10 249V248H9ZM13 249H16V250H18L17 249V247L16 248H14V246H13ZM36 250V252H34L33 251V249H32V252L34 253V255L36 256V255H39L40 253H42L41 252V250L43 251L44 249H41V250ZM46 249H48V248H46ZM185 249V248H184ZM189 249V248H188ZM187 249V250H188ZM194 249V251H195V248H193ZM193 249H190V252L191 251H193ZM205 249V248H204ZM211 249H213L212 247H211ZM79 250H80V247H79ZM82 250V249H81ZM132 250L133 251H137L138 250V252L140 251V256H141V252L143 253V257H141V258H139V257H137L138 256V252H134V254H135V256H133L131 253H133L132 252ZM186 250V254H188L187 252H189V251H187ZM233 250V249H232ZM255 250H257V249H255ZM255 250H253V251H255ZM259 250H261V249H259ZM8 251H12V249H10V250H8ZM29 250L27 251V253H29L30 252ZM37 251H40L39 252V254H38V252ZM57 251L59 252V250L57 249ZM164 251H166L165 253H166V256H164ZM185 251V250H184ZM253 251H252V253H253ZM261 251H263V250H261ZM260 251V252H261ZM7 252V251H6ZM31 252V254L33 255V253ZM43 252H45V251H43ZM96 252H98V253H96ZM196 252V251H195ZM208 252H210V251H208L207 250V252L206 253H208ZM212 252H215L214 250L212 251ZM218 252V251H217ZM256 252V251H255ZM8 253V252H7ZM13 253H9V254H12L13 255ZM27 253H23V255L24 254H26L27 255ZM35 253H37V254H35ZM46 253V252H45ZM44 253V254H45ZM86 253V252H85ZM86 253V254H87ZM113 253H115L114 255H113ZM168 253V254H167ZM199 253H202V252H199ZM211 253V252H210ZM210 253H208V254H210ZM251 253V252H250ZM259 253V252H258ZM263 253V252H262ZM262 253H261V255H259V259H261V257H262ZM16 254V255H15ZM30 254V255H31ZM84 254V251L82 252V255ZM90 254V253H89ZM183 254V253H182ZM182 254H180L181 256H182ZM185 254V253H184ZM192 254H193V252H192ZM205 253H203V255H204ZM215 254V253H214ZM219 254V253H218ZM233 254H235V253H232V255ZM254 254V253H253ZM7 255L8 254H6V257H7ZM25 255V256H26ZM30 255H27L28 257H25L24 256V258H29V257H33V256H30ZM101 256V254H98V257H100ZM177 255V254H176ZM176 255L174 256V258L176 257ZM179 255V256H180ZM189 255H191V253H189ZM188 255V256H189ZM196 255V254H195ZM203 255H201L202 257H203ZM211 255V254H210ZM226 255V254H225ZM230 255V254H229ZM236 255V254H235ZM234 255V256H235ZM245 255V254H244ZM248 255V254H247ZM264 255V254H263ZM40 256V255H39ZM38 256V257H39ZM86 256H88V255H86ZM91 256V255H90ZM181 256L180 257H178L177 256V258H181ZM187 256V255H186ZM207 256V255H206ZM213 256V255H212ZM215 256H216V254H215ZM214 256V257H215ZM223 256V255H222ZM228 256V255H227ZM242 256V255H241ZM251 255H249V257H250ZM254 256V255H253ZM258 256V255H257ZM5 257V258H6ZM47 257H48V255H47ZM83 257V256H82ZM82 257L80 256V262H81V264H82ZM103 257H104V254H103ZM103 257L101 256V258L102 259H99V261H102L103 260ZM108 257H110V256H107V258ZM170 257H173V256H170ZM190 257V256H189ZM198 257V256H197ZM208 257V256H207ZM219 257V256H218ZM226 257V256H225ZM236 257V256H235ZM256 257V256H255ZM13 258V257H12ZM13 258V259H14ZM16 258H18V259H23V257L21 256V257H16ZM15 258V259H16ZM35 258V257H34ZM43 258V257H42ZM84 258H88V257H84ZM96 258V257H95ZM104 258H106V257H104ZM106 258V259H107ZM110 258V259H111ZM150 258H151V256H150ZM152 258V261H151V263L153 262V259ZM169 258V257H168ZM173 258V259H174ZM176 258V259H177ZM220 258H223V257H219V259ZM233 258V257H232ZM237 258H239V257H237ZM244 258V257H243ZM251 258V257H250ZM264 258V257H263ZM10 259V257L8 258V260ZM27 259H26V261H27ZM30 259V258H29ZM50 259V258H49ZM59 259V258H58ZM58 259H52L53 261H55L56 262V260H58ZM90 259V258H89ZM97 259V260H98ZM109 259V258H108ZM167 259V258H166ZM228 259L229 258H227V261H228ZM242 259V258H241ZM259 259H257V260H259ZM8 260H7V262H8ZM32 259H30L29 260V263H28V261L26 262L25 261V259L24 260H20V261H24V263L26 262V263H28V264H31V263H33L32 261H31ZM37 260V259H36ZM39 260V259H38ZM37 260V261H38ZM40 260H42V259H40ZM39 260V263H41V261ZM47 260V259H46ZM61 260H62V258H61ZM79 260V259H78ZM85 260V259H84ZM92 260H95V259H92ZM91 260V261H92ZM154 260V261H155ZM165 260V259H164ZM170 260H172L171 258L168 260V262H166V263H169L170 262ZM180 260V259H179ZM182 260H184V259H182ZM223 260V259H222ZM226 260V259H225ZM6 261V260H5ZM12 261V264H17L18 262H19V260H18V262H16L17 261V259L16 260H11ZM15 263H14V262ZM35 261V260H34ZM37 261H35V262H37ZM49 261V260H48ZM51 261V260H50ZM86 261V260H85ZM91 261H90V264H91ZM111 261V260H110ZM166 261V260H165ZM173 261H175V260H173ZM4 262V261H3ZM3 262H1V263H3ZM10 262V261H9ZM31 262V263H30ZM80 262H78V263H80ZM94 262H97V263H100V264H102V262H98V261H93V263ZM163 263H161V264H164V261H162ZM172 262V261H171ZM240 262H241V260H240ZM249 262V261H248ZM262 262V261H261ZM0 263V264H1ZM5 263V262H4ZM19 263H21L22 264V262H19ZM18 263V264H19ZM23 263V264H24ZM25 263V264H26ZM38 263V262H37ZM38 263V264H39ZM43 263H44V261H43ZM50 263V262H49ZM58 264H61L62 263V261L59 263V261L57 262ZM87 263H88V261H87ZM86 263V264H87ZM104 263V262H103ZM117 263V264H118ZM165 263V264H166ZM173 263V262H172ZM175 263H176V261H175ZM174 263V264H175ZM178 263V262H177ZM179 263H182V262H180L179 261ZM220 263V262H219ZM243 262H241L240 264H242ZM257 263V262H256ZM6 264H9V263H6ZM42 264V263H41ZM44 264H48L47 262L46 263H44ZM55 264V263H54ZM84 264V263H83ZM94 264H96V263H94ZM106 264V263H105ZM152 264H154V263H152ZM157 264H159V263H157ZM169 264H171V263H169ZM216 264V263H215ZM221 264V263H220ZM239 264V263H238ZM247 264V263H246ZM259 264V263H258Z\"/></svg>", "mask_w": 264, "mask_h": 264}]
</instances>
